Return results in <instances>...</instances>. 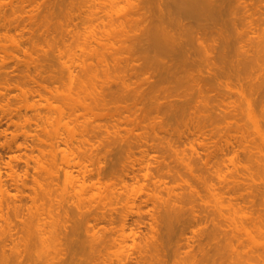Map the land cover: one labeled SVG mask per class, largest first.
I'll return each instance as SVG.
<instances>
[{"label": "rangeland", "instance_id": "obj_1", "mask_svg": "<svg viewBox=\"0 0 264 264\" xmlns=\"http://www.w3.org/2000/svg\"><path fill=\"white\" fill-rule=\"evenodd\" d=\"M99 1L101 2L102 0H72V2L71 0L68 1L67 0H0V166H1L0 173L2 176L1 178L2 179L4 178L3 180L2 179L1 180L4 181L3 183L4 184L6 183L8 186L7 189L8 190L10 189L9 191L15 195L17 192V196L13 195L14 198L17 197L15 198V200L17 199L16 201L23 202V203H19L16 202L13 197H11V199L9 198L11 201L14 200L16 202V204H14V202L9 204V206L11 205L14 209L15 206L18 207L19 204L22 205V209H18L20 208L21 205H19V207L15 209L16 211L21 210L20 214L17 213L18 211L17 212L14 211L20 216L19 215L17 216L16 213L11 216L10 214H8L9 212L11 214L14 213L7 209L10 208L11 206L10 207L5 206L3 211H5L6 213L8 212L7 214L10 217V220L13 219L14 218L13 216L16 215L17 217H20L18 218L20 219V221L21 219L22 221H25V223L21 222L20 224V221H16L17 220L16 217H15L16 220L15 219L11 220L14 222L15 221L19 222L20 225H18V223H16V225L19 226V228L21 229V231L20 230L17 231V233L19 232L21 233L19 234V238L17 237L18 238L17 239L15 237L16 235H14V238L17 241L19 240L17 242V246L19 244L20 247L21 246L19 243L21 241L20 235H22L23 237L21 239L23 240L21 241L22 242L21 247H23L24 245L23 244L24 240L27 242V244L29 242V245L26 247L25 245L27 244H25L24 246L26 248L23 247V249H25L26 251V249H28L29 247L28 250H30V252L32 253V255L30 256L29 254L31 253L26 252V254L29 253L28 254L29 256L28 255L26 256V254L24 253L25 251L22 249L21 252L19 248L18 249L15 248L13 250V246L15 245L16 242L13 241L14 244L12 245L10 244L11 241L7 240L9 239L7 238L8 228H9V225L7 224L9 223L8 222L5 223L6 221L1 220L2 218H0L1 220L0 226L2 227L3 223L6 224L2 228L0 227V229L3 230V232L6 229L7 232V235H5L6 236L5 242L3 241L5 237L2 238V236H4L6 232L5 233H3L2 231H1L2 233L0 232V236H1L0 238H2L0 239L2 241L1 244L3 243V245H5L4 243H6V241L8 242L10 241L9 243L7 242L6 245L7 244H9L10 246L12 245L11 246L12 248L9 247V249L11 248L12 250H9L8 252V254L11 255L7 254L8 248L6 247L8 245L7 246L2 245L4 248L0 247V250L4 249L2 251L3 254H0V264H2L3 261H4L3 264H5V261L7 262V264L9 262L11 264V259L13 261H16V256H14L15 259L13 258L14 254L15 255L18 254L17 256L18 260L20 258L19 256L22 255L21 257H23V260L24 259L26 260V264L27 262L28 264H39L38 261L34 262V260L36 261V259L38 258H40L41 260L42 256H44L42 258L44 259L46 258L45 255H48L47 257H49L50 254H52V256H50L49 259H47L46 261H44L45 259L41 260L40 264L43 263L42 261L46 262V264H49L50 261L53 262L52 260H55L53 264H57V263L71 264L72 259L77 264H119L121 262V259H122L121 263L123 264H136V261L137 259L139 260L140 256L142 257V259L139 261L140 262L143 261L142 264H144L146 261L144 256H146L147 254L144 255V252L140 251L139 249L137 250V247L140 244L143 245L145 241H148V239H150L148 241L149 242L148 244L146 242V244L143 245L144 248H146V245L148 247L151 242V238H153L154 236H156L157 239L156 237H154L151 244L157 240L159 243L162 241L163 243L160 244L162 245L165 244L164 246L166 247H163L161 245L163 247L164 253L160 252L161 253L160 255L159 254L155 255L158 256L159 259H161L160 261L158 260V257H155L154 259L153 250L152 253H150L152 247H149L151 248L149 252L147 248L144 249L143 247H141L142 249H144L143 251L145 250L147 251V252L145 251V253L148 254L150 253L149 255L151 254L153 255V256L147 255L149 259L153 258L155 260L154 261L152 259L153 261L152 262L149 261L148 259L146 261V262L149 261L148 263L152 262L154 264V262L155 263L157 262V264H195L194 262H196L195 260H197V262L199 261L200 263H196V264H264V258H262V256L264 255V111H263L264 110L263 109L264 108V47H263L264 0H253V1L249 0L250 2L252 1L251 2L252 4L250 3L251 5H249V3L247 2L248 0H246L245 2L243 0L245 6L249 7L247 9L248 11L246 10L247 13L249 12L248 13L249 18L247 14L245 15V13H243L244 8L241 9L243 12H241L240 10L239 11L244 14V16L242 14L244 21L246 20L247 22V19H249L248 21L250 24H248V22L245 23L244 21L243 23L241 21L243 20L241 15H239L241 19L233 20L234 21L233 23L232 19H230V15L228 16L229 11L226 12L227 10H229L230 7H232L229 5L230 2L228 3L229 6L227 4L225 5V3L229 0L224 2V5L227 6L228 8L224 6L225 10L226 9L227 10L226 11L224 10L223 12L227 13L225 14L227 17H229L228 19L230 21L224 16V14L221 16H224L225 20L227 19L226 20L227 25H226V21L224 22L225 24L223 23L220 24L222 21H224L223 18L222 21L220 22L222 18L221 16H220L221 18L218 19L220 23L215 21L218 24V26L221 25L222 27L220 28L219 26L217 30L220 29L222 31H224L226 28L225 26L228 25L229 26L231 25L229 27L230 28L229 30L233 29V28L231 29V27H233V24H236L234 25L235 27L237 26V28H234L233 30L235 29L238 30V28L241 30L242 29L241 27H243L245 24H246L245 25L246 28L247 25L248 26L251 25V27H249L248 29L251 28L253 30L251 31L254 32V34L252 33L254 35V38L253 40L250 39L253 43L248 45L251 46L254 45L256 51L259 49L257 52L251 53L254 50H252L249 46L248 48L252 50L249 51V49L246 47L247 41L248 42L250 41L249 38L251 37L250 35L252 34L251 32H249L248 29L245 30H248L247 32L249 34L247 32H245L247 35L244 33L245 26L241 30V32H243L242 34L246 36L245 37L241 36L242 37L241 38L238 35L241 41H243L244 39L246 40V37L250 36L249 38H247L248 40L246 41V43L244 42L245 40L242 42L243 44L245 43L243 45L245 47H242L241 46L242 44L240 45L238 44L241 41L237 42L239 39L237 40L235 39L236 32L235 34H233L234 31L232 32L225 30L226 33L228 32L229 34L231 32L230 34L235 35V36L229 35V37L231 38L229 40L231 42L232 39H234L232 44L231 42L227 41L228 38H226V36L224 37L226 38L227 43H229V45L230 44L232 45L231 47H233L234 44L235 46L236 45L241 46V49L244 48L246 49L245 51L243 50L244 51L243 52L237 49L238 46L237 47L234 46L232 49L231 47L229 49V45L228 47L226 46L228 50H226L227 48H225L224 49L225 52L222 51L225 53V54L223 53L225 59L223 56H221L223 57V60H225L224 64L223 63L220 64L222 59L219 58L220 55L218 57L216 55L219 54L217 50H219L220 47L219 45L222 46L223 42L218 41L219 39L216 40L215 36L214 37L211 36V37H213L216 43L217 41L220 42L218 43L219 45L217 44L218 45L217 50H215L217 45L216 46L213 45L214 40L212 41L211 37L209 36L207 37V39L211 38L208 39V41L211 40L209 42L213 43V44L209 43V45H211L210 49L214 51V53L208 52L209 55L207 54L208 50H205L207 45L206 46L204 45V42L208 43L207 39H205L204 42L202 41L203 42L202 45L204 48L202 47L201 51H205L204 52L205 54L202 52L200 53L204 54V56L207 57L205 59L203 55L201 56L199 52H196L197 50L195 48L197 46L198 40H200L199 36H201V33L200 35L199 33L197 34L195 33L196 34L195 36L198 35L197 36L198 38L197 37L195 38V40L197 39V41H195L196 44H193L195 42L192 40L194 39L192 36H191L192 39L188 38L187 35H190L191 34L190 32H187L188 33L187 35L185 34L187 36L186 38L185 35L184 37L182 35L181 38L183 40L187 39L188 42H190L189 39H191L193 41L190 42L191 44H193L191 45L190 43L186 42L187 40H185V42L188 43L190 47L192 46L191 48H193L194 46V49L191 50V52L195 50L193 52V55L196 53L197 55L200 54L198 55L201 57V58L198 57L199 59H201L199 60V62H202V64L205 63L204 66L202 65L203 68H200L202 66L201 63L200 64L197 63V57H196L197 55L193 56L194 58L196 57L195 58L196 62H195L194 61L195 59L192 58L191 56L192 53H191L189 56L192 58V60H190V58L187 57V62L191 63L193 61L194 66H196L197 64L200 65L199 67L200 71L193 70L194 68L192 66V70L195 71L197 74L195 72L192 73H195L194 75H198V73L201 72L199 76L206 75L207 81H205L206 77H202L198 85L197 83H194V81L195 82L197 81L191 80L193 79L194 76L187 69V67H190V64L189 66H187L188 64L186 63V60L183 61L185 57L181 56L184 59L180 57L182 59V61L180 62V58L177 57L180 56L179 51L176 50L178 51V53L176 54L175 51L168 49L170 52H172L173 57H175L174 58L175 61L173 62L174 65L175 63L178 64L179 62L180 64L178 65L180 66H182L181 63L183 62H185L183 64H187L186 65L187 67L185 66L186 69L188 70L186 72L187 76L188 74H190L192 77V78H187L189 79L188 83H190L189 81H191L189 86L191 88V86L194 87L195 85H197L192 89L187 87L188 84L186 86L184 80L187 81V79H183L184 77L182 78L183 83L175 82L179 74L184 73L185 75L184 70L180 72V69H177L178 65H176V68L175 67L169 68L168 66L171 65L170 63H172V61L167 63L168 65L166 64L167 65L166 66L165 64L159 62L160 56L158 59L159 61L155 60L159 62V63L157 62L159 64L158 65L154 61V59H156L157 57L154 52L155 50L154 48L152 50L151 49L152 47L151 48L149 47V49L147 48L148 50L147 51L146 49L145 50L141 49L142 46L143 48L145 46L148 47L147 45L138 46V42L141 43L140 42L141 40L140 39L137 40V38L144 37L143 41L146 38L144 36L146 35L145 34L146 32H144L145 31L144 28H146V25H148V27L150 28L153 27V29L155 30L157 28V26H155L156 22L158 21L160 24L162 22V21L160 22V18H162V16L165 17V14L168 12L167 10H169V8L163 10V11L166 10L165 13L159 12L160 15L154 14L153 16L155 18L153 16L152 17L149 16L154 13L153 11L155 10L156 7H157V12L161 10L158 9L159 4H161V6L163 5L164 8L167 7L165 6V4L160 3L162 0H160V2H158L159 0H150V2L153 1L151 2L153 5H156V7L152 6V8L154 9L151 8L149 1L147 2L149 3L147 4L148 10L150 9L153 10V11L151 10V12H153L151 14H149L150 11H147L148 12L147 13L148 16L146 15L147 18L143 14L144 11L146 12V10L144 9H147V7L143 5L144 3L146 4V2H140L141 5H143L144 7V9L142 8V11L143 10L144 11L143 12L141 11L142 12L141 13L138 9L141 6L138 1L137 3L139 4V6L136 7V5H138L137 3L136 5L133 6H135L137 8L136 11L138 10L141 15L143 14L147 20L142 19L144 18L142 16H137V20L139 19L138 22L133 17L136 22L135 21L130 22L129 20V23H127L128 21L126 22L127 19L123 20L122 17H124L125 19L127 18L125 16L130 17L131 16L130 14L132 13L134 14V12H136L134 10L135 7L133 8V12L128 10L130 9L129 8L130 5L128 4H130L132 0L130 2L129 0L128 2H126V0L123 1L105 0L106 2L105 4L104 2L100 3ZM136 1L137 0H135L134 2ZM156 1L157 4L159 3L158 5L156 4ZM134 2L132 1V3ZM164 2H167L166 5H168V7L172 6V4H169V0H165ZM246 2L248 5H246ZM241 3L242 1L238 2L240 6ZM235 4L237 5V3ZM88 5H90L91 8H89L90 6ZM94 5H95V10H93ZM149 5H150V9H149ZM170 9L171 11L174 10V8L172 7ZM92 10L93 12H95L96 16L99 15L101 19L100 18L96 19L95 14L94 13L92 14L91 12ZM106 10L108 14L107 13L105 14ZM127 10L128 13L129 12L131 13L128 15L126 14L124 16L122 12L125 13L127 12ZM206 10L204 11V13L206 12ZM233 10L235 11L236 7L235 9L233 8ZM70 11L72 14L70 13ZM85 11L86 12L89 11V13L88 12L86 13ZM175 11H173L174 14ZM209 11L210 10H207V12ZM199 12L201 13V11ZM214 12L210 11L207 14H209L210 16L211 13V16L213 18L214 15L216 14L215 16L216 18L214 19L217 20V18H219V15L217 17L218 13L217 12L214 13ZM68 13L70 14L67 15ZM109 13L110 14L112 13V17L109 15ZM118 13H120L121 16ZM136 13L139 15L138 12ZM136 13L134 14V16L137 15ZM171 13H169V16L174 15ZM185 13L182 12V14ZM194 13L195 12H193V14ZM89 14L90 15L92 14L95 17L93 18V16H90L89 19L90 21L87 22L89 18L88 17ZM207 14L205 13V16L203 14L202 16H204L205 18H202L201 20L205 19V21H207L206 20L207 18L208 21H210V19L207 17ZM84 15H86L87 17L86 16L83 17ZM106 15H108L107 16L108 18L106 17ZM188 15L186 16L189 18ZM237 15L238 14L236 12V16ZM69 16L73 18V21ZM166 16H168V14H166ZM177 16L178 18H176ZM177 16L176 17L172 16V18L174 17L176 20H178L181 14H178ZM148 17L152 18V20L149 19L150 22L148 20ZM232 17H234V13L231 14V18ZM69 18L70 21L68 20ZM167 18L171 19L170 17ZM167 18L165 20V23H163L164 20L162 22L164 26H169L168 24H173V22H175L174 18H173L174 20L172 19L173 22L171 21L172 23L169 20H167ZM182 18L184 19L183 16ZM83 19L85 20V22L83 21ZM112 19H114V22ZM195 19H191L194 20L192 21L193 23L190 20L189 22L194 24ZM120 20H122V22ZM131 20H133L132 17ZM211 22L212 21H210V23ZM213 22L212 24L215 23ZM74 23L77 24V27L76 25H72ZM122 24L125 26H122ZM212 24L209 25L212 26ZM71 25L74 26L76 30L74 29V27H71ZM131 25H134V27H131ZM160 25H158V28ZM173 25H171V27ZM68 28L69 30L73 28V30L75 31L70 30L69 32ZM85 28L87 30H84ZM122 28H125L124 30L126 32H123ZM158 28L156 30H158ZM167 28L169 30H172L170 26ZM214 28L213 29L210 28V30H213L214 33H217L216 35H218L219 31L217 32L215 30L216 28L215 29ZM77 29L78 31L81 30L82 33H84V36L81 35V37L79 38L80 41H78L76 44L75 39L78 38V36L76 35L80 36L79 32H77ZM141 29L142 30L144 29L143 30L144 33H141L142 32ZM202 29L204 30V28ZM177 30L172 33L173 34L175 33L174 35L178 39V41L179 40L183 41L181 38H179V36H177L178 35ZM196 30L197 29H195V32ZM200 30L201 29H199V31L197 30V32H200ZM87 31H89L90 33ZM74 32L76 33V35ZM210 32L212 33V31ZM70 33L71 36L72 34L73 36L75 35L74 36L75 39H73L75 40L74 42L71 39L68 40ZM124 33H127L128 35L130 34L131 39H130V35L126 36V34ZM136 33H139L138 37H136L137 35ZM86 34H89V36H87ZM140 34L141 35L143 34V36H140ZM85 35H86V39H88L91 42V44L87 40L83 41V38L85 39ZM92 35L95 36L94 37L95 40ZM133 35H135V37ZM160 35H159V39L158 37L155 36V38L157 39L152 38L153 39L152 41L154 40L155 42L157 40L164 41L165 39L161 37L163 34L161 36ZM97 37L98 39H100V42L97 39ZM151 37H154V34L153 35L151 34ZM219 37L220 36H218L217 38ZM221 38L220 40H223V37ZM12 39H14L13 41L15 42L17 41L16 44H14L15 42L11 43ZM81 41L82 43H80ZM146 41L144 42L147 44ZM180 41L178 42L179 45H180ZM68 42H70L71 44ZM85 42L87 45L85 44ZM144 42L143 44H145ZM74 43H75L74 46L75 49L72 48ZM159 43L160 42L158 41V43L156 44ZM161 44L164 43L162 42ZM258 44L262 45V47L260 46L261 49L263 48L262 50H260V48L257 49V47H259L257 46ZM79 46H81L82 49ZM69 47L76 52L78 50L77 52L78 54L83 52V55L82 57L78 56V58L79 59L81 58V60H79L76 57L77 53L74 51L73 53H70L71 54L70 56L69 53L67 52L66 56L72 57L75 60L77 58V61L78 60L82 61L86 57L84 59L86 61L85 65H81L84 64V60L82 61V63L78 61L77 64L76 63L77 61L74 62L72 58L70 59L65 57L64 53L68 51L66 49H69ZM197 47H199V45ZM76 48H79L80 50L79 49L76 50ZM86 48L91 51L85 50ZM161 48L155 50L157 51V55L159 54L158 52L161 50ZM207 48L209 47L207 46ZM234 48H236L237 50ZM93 50H95L96 52H94ZM163 50L164 49H162L160 53L165 52V50L167 51V48L164 51ZM246 50L249 52H247ZM84 51L90 54L89 55L87 53L85 54ZM237 51H239L238 54ZM99 52H103V53L99 54ZM226 52L229 53L227 54ZM168 53L169 52L166 53L167 57L164 56L165 54L163 53L161 54L162 56H164L161 57L163 61H165L163 58H167V59L170 58V53L169 56ZM210 53L214 54L213 56L214 58L216 55L217 58L215 59L219 58L221 60L215 61V59H213V57L210 56L211 55ZM243 54L246 56H244ZM248 54H250V56ZM73 55L76 56L73 57ZM225 55H227L228 57H226ZM176 58H179V60L176 61ZM67 59H70L73 62ZM66 61H68L69 64ZM208 61L210 62L206 63ZM215 62H217L218 64ZM86 63L89 64L93 72V75L95 74L93 76V80L96 85L95 86L96 88L95 90H91V95L93 99L95 95H97L100 98H104V100L102 101L98 100L97 105L94 106V112H96V115L92 113L87 115L88 116L87 119L91 120L92 126L91 125L90 126L94 130L95 129L98 130L97 131L95 130L94 132V130L92 129L90 132L93 131L94 133L92 132L91 138H89L90 132L88 133L89 135L87 136L88 139H90L89 141H92L88 144L90 145L95 143L94 144L95 148L92 147L93 145H91V149H90L89 145H85L86 143L82 147L84 151H85L84 148L86 146H88V149L93 151V152H91L90 150L87 151V152H91L88 153L89 154V157H87L88 159H86L87 154L84 155L81 153L83 155L82 157L80 156V154H78L80 152H77V155L83 158V159L80 158V160H83V162H86L87 164L88 170L85 169L86 171H84L81 170L80 167L77 165L68 164L69 160L68 157L65 156V152H64V149L67 148L65 144L66 143L65 138L67 136L68 129L61 124H57V122L54 121L55 122V133H54L53 130L54 125H52L53 121H50L52 120L51 117L54 115V114L52 115L53 110L52 107H47L48 105H46V102L48 103L47 100H49L53 104H56V106H60L68 111L69 103H68V99L65 96V92L67 91L69 86L68 84L70 83V82L67 83L68 79H66L67 78L66 76H68L66 75L68 73L67 67L70 65L72 66L74 64L75 66L71 67V69L73 68L72 71L77 73L78 74V75L76 74L77 76L79 75L85 76L84 74L86 73L83 71L85 69H81L80 67L83 68V66H86L88 69L89 66ZM160 63L163 64L165 67L160 65ZM205 65L206 66L209 65V67L207 66L208 68H206ZM180 66L179 68H181ZM217 66L220 69H218ZM224 66L225 69L223 68ZM212 67L215 71H213ZM182 69L184 68L182 67ZM216 72L219 74H217ZM211 73L218 75L216 76L217 78L214 76V74ZM96 75L97 77H95ZM77 76H75V78H78ZM80 76L78 79H80ZM219 77L224 83L221 82ZM81 79L85 80L86 78L82 77ZM202 81L203 82L205 81L204 84ZM216 81H218L219 83ZM78 82L81 81L78 80L77 83ZM220 82H221V86H220ZM176 86L179 90L176 89L172 91L173 87ZM187 88L189 89V91ZM197 88L198 90H196ZM153 89L154 90L158 89L156 91L157 94L153 93L154 92ZM181 89H183L185 95H183L184 92L181 93L182 95L178 92V91L181 92ZM199 89L203 91H200ZM259 89L261 90V92L259 91ZM23 90H25L24 92L26 93V94L23 93L24 95L22 94ZM176 91L180 94L179 97H177L178 93ZM163 92L165 93V95H167V97L169 96V98H167L165 95H164L165 98L164 96L162 97V94H164ZM186 92L188 94H186ZM258 93L262 94L261 97L260 94L258 95ZM27 94L28 96L25 99L24 96H26ZM153 94H156L158 96L161 94V96H159V98H156L158 96ZM170 96L172 98H170ZM148 98L150 102L149 100H147ZM172 99L175 101L172 102L173 101ZM169 100L172 101L169 102ZM23 101H25L26 103L30 101L31 103L30 102L29 103L31 105L27 103L29 105L27 106V104ZM88 101L93 105L94 101H92L91 98H89ZM153 101L154 103L157 101V103L154 104L152 103ZM168 103L170 104L168 105L169 107L166 106V104ZM178 103L181 105H176ZM173 106H175L176 108ZM48 108L51 109L50 111H52V113L49 111ZM171 108L174 109L171 110ZM179 108L182 109L180 110ZM205 108L207 109L206 111H204ZM81 111H78V114L76 112V114L80 115ZM198 111H200V115L198 114L199 113ZM196 113L198 116H195ZM47 114L51 115V117H49L50 115L48 116L50 119L49 118L46 119ZM82 115L79 116V118L81 117L79 120L83 121L84 114ZM48 119L50 122L49 121L47 122ZM98 126H100L101 128H99ZM91 139H93L94 141ZM56 142L59 145H57ZM52 143H55L53 144L56 146V147L54 146L55 148L51 147ZM57 146L59 148H57ZM52 148L55 149V151L52 150ZM50 150L55 152V156H54L55 162L52 161L53 157H51L52 160L50 159L49 155L53 153ZM49 151L51 152V154H49ZM87 152L85 151V153ZM144 152L147 154V159L151 163L150 164L151 167L149 170L153 171L152 172V175L154 174L153 177L158 174V178L154 177L156 180L153 181H156L157 183L159 179L161 180L158 182L160 183V186L158 184L155 185L156 187L157 185L159 186L157 187L158 190L155 187L157 190V191L155 190V192L160 191L159 188H161V191L159 192L160 195L161 192L163 195H166L167 191L162 187V184H164L165 182L166 183L163 185L164 188L168 189L169 186L173 187L177 195H175V192L173 193L174 190L171 192L172 189H170V187H169L170 190L168 189L169 194L168 193L167 194L168 195L173 194L176 200L173 197V195H172L173 199L171 196L168 195L166 197L167 199L170 197L169 201L175 203L177 207L179 206L182 207L181 208L182 213L180 212L181 211L180 207H179V211H177L178 213L180 212L179 214L181 216L177 212L175 213L178 214L176 216H179L180 218L176 217L175 215L173 216L174 212L178 210V208L175 207L173 203L171 205H173V207H175L176 209L173 207L169 208V206H171L169 205L170 202L168 204V200L164 196L162 199L164 200L165 198L167 204L164 203L165 200L164 202L161 201L162 199L160 198L162 196H160L159 194L158 195L156 194V196H154L155 192L154 193L150 192L154 188L153 187L154 183L150 182L151 183L150 184L149 182H147L149 181L148 178L147 180L144 177H142L143 179H145V181L141 178V174L143 171L142 170L139 171L140 165L137 164L133 168L131 167V165H128L131 164L129 163L130 160L132 162L134 160L137 161L136 158L138 160L143 159L144 156L143 154H145ZM183 155L186 158L187 157L191 158V159L188 158V160H191L194 163L193 167L195 166V168H193V171L195 169L196 173L191 170L189 171V169L185 167L186 165L184 166L182 162L183 160L181 159ZM41 157H43L41 162L43 161L45 162V163L43 162L44 164L43 167L41 166L42 164L39 165L36 163L38 162V160H41ZM44 158L46 159V161ZM111 161L114 162V166L113 163H111ZM107 162L109 163V165ZM161 162L163 164H160ZM159 164L161 166H159ZM128 166L131 168L127 169ZM158 168L159 171H157ZM104 169H106L107 171ZM108 169H110L111 171H108ZM125 169H127L128 171H126ZM66 170H71L74 176L79 177L80 178L79 183L81 185L86 183L83 185L85 186L84 187L85 189L84 188L82 189L85 191L81 193L82 195L84 194L85 196L84 195L80 196L82 198H79L78 195H75V193L73 192L74 190H72L71 188H70L71 190L67 189L69 187V183H67L65 180ZM151 171L149 172L151 173ZM13 172L14 173L16 172L15 175H17V173L21 175L20 176L21 179L19 178L20 181H18L19 179L16 180L12 179L13 176H15ZM194 174L195 175L199 174V176L202 175L203 179H200L201 176L199 177L198 175H197L198 177L197 176L196 177L199 179H197ZM10 175L12 178L10 177ZM37 176L38 178H40V181L41 178L43 179L42 180L43 183H41V186H39L40 182H38L39 184L35 182L36 180H38V178H35ZM137 176L139 178L137 180L141 181L139 183H137L136 180ZM183 177L184 180L182 179ZM133 178H135V180H132ZM205 179L208 180L207 181L208 183L210 182L213 189L211 188L210 184L208 185ZM185 180H188L189 183H187V181ZM16 181H18L19 183ZM162 181L165 182L163 183ZM15 182L16 184L14 185ZM205 182L207 183V185ZM104 183H111V184L114 183V185L110 184L109 186L114 188L117 186L119 187L116 188L119 191L117 200L116 198L115 199L113 198V196L115 197L118 194L117 191H114L115 195L109 193L108 196L110 198L104 196V194L107 193L108 191L107 189H105ZM185 183L187 184V186H189L188 184H191L192 186L190 185L191 187L190 186L187 187ZM99 184H101V187H99L100 189L96 188L99 186ZM102 185L104 188L102 187ZM36 187L38 189L42 188L43 190L41 189L42 191L40 192L39 191L40 189L38 190ZM192 187H194L193 188L194 190H198V192L194 193L193 195L190 194V192L194 191V190H190L192 189ZM50 188L55 190V196L53 195L55 199L54 198L51 199L52 194L50 195L51 198L49 196V193L47 194L48 191H50V193L54 192V191L51 192V190H49ZM102 188L105 189V191L106 190L107 191L102 192L103 190ZM66 189L67 191L70 190L71 193L70 194L68 192L66 193ZM210 189H212L213 191ZM35 192L36 195L38 196L35 195ZM72 192L74 193V195L72 194ZM195 194H200V196L197 195L196 197ZM110 195L113 196L111 197ZM151 195H153L154 200L153 198H151ZM75 196H77L78 198ZM102 196L105 199L102 198ZM155 198L160 199L158 200V203L155 201ZM106 199L108 204L107 206L105 202ZM132 199L134 200V202ZM108 201L109 202L112 201V202L109 204ZM216 201L218 203H220L221 201L222 204L221 203L218 204ZM104 202L105 204H103ZM132 202L134 203L133 205L134 208L132 207L130 209L129 205H131ZM81 203L83 206L81 205ZM78 204L81 205L82 207L80 208ZM76 206L79 208L77 209ZM219 206H221L222 209H220ZM83 207H85L86 209L84 208L85 209L84 210ZM94 207L95 210L93 209ZM165 207L167 209H165ZM192 207H194L195 209L194 212L192 211L193 210ZM154 208L156 213L154 211ZM172 209L175 210L173 211ZM152 212L155 214L154 217L156 218L159 217L160 215L159 217L160 219L157 218L159 219L157 220L156 218H153ZM170 212H172L171 214L174 218L176 217V219L177 218L178 219L177 220L173 219L172 216L171 218L168 217L167 214L169 213L168 215L170 216ZM7 214H5V216ZM229 214L231 215L228 216ZM249 216L251 217V219ZM165 217H168L166 219L169 221L165 220ZM65 219L66 220L68 219V221H65ZM154 219L157 221H154ZM153 221L156 222L155 225L157 226H154ZM172 221L175 222L173 223ZM14 222L12 223L15 224ZM168 222H171L172 224L171 227H173L172 229L169 228L170 223L168 224ZM55 223L56 225L59 224V226L63 230L60 231L61 228H58L59 226H54ZM123 223L126 224L128 230L127 233L129 234L127 236V243L129 246L127 248L124 247L125 250L123 249V247L120 249L121 246L118 247V244L121 241L120 240L121 237L118 235L119 234L118 230L122 228L121 226L124 225ZM38 224L41 226L40 227L41 230ZM91 225L93 226L92 228H94L95 230L97 229L96 231L94 230L97 237L102 232L106 235L103 236L102 233V236H100L102 240H103L102 237H105L104 238L105 242L107 241L106 242L107 246L102 245L105 248L99 246L102 243L98 245L99 247H101L98 250L102 249L100 251L95 250L94 247L96 245H93L94 249H92V251H91L92 247L87 246L88 244L87 242L89 241H86L85 239L88 238L87 240H89V237H91L90 235H93V233L88 228L89 226L91 228ZM52 226H54L53 228L55 233H56L55 229L60 231V234L58 235L59 237L64 236L63 237L64 239H62L61 237L59 238V245H61L60 239L62 240L63 244L64 243L66 244V246L63 245L65 248H63L62 245L59 246V248H63L62 250L61 249L59 250L57 247L54 248L55 246L52 245V244H56V242L58 241L57 238V241L53 243L54 239H52L51 237L52 235H50V230ZM64 226H66L67 229L64 228ZM78 226L79 229H77ZM70 227L72 228L69 229ZM19 228H16L15 230H18ZM38 228L40 232L44 230L41 233L48 231L46 232L48 234L46 235V233H43L42 237L41 235H39L40 236L39 237L37 235L39 233ZM74 228L76 230H74ZM59 231H57V233H59ZM74 231H77L78 233L76 232L77 234L73 235ZM119 231L121 232V229ZM97 232L99 233L97 234ZM67 233L70 234V235L68 234V237H67ZM44 235L46 236L43 237ZM96 235L92 236L94 238V239L92 238L93 240H95ZM213 235H215V237L217 236L216 237L217 239ZM50 237L51 240H49V242L50 241L52 242V243L50 242L52 246L48 245L49 244L48 240H45ZM97 237L96 239L99 238ZM41 238H43V241ZM54 238L56 240V237ZM100 238H99V242L101 240ZM158 238L160 239V241ZM79 239H81L82 241L85 240V243L87 244H83V242H81ZM218 239L222 243L221 250L220 248L217 249V247H215L218 246L217 244V242L219 241ZM70 240L72 242H70ZM77 240H79V243H77ZM40 241L44 243L41 244ZM46 241L48 244L44 245L46 244ZM94 242L93 241L91 243L89 242V244L92 243L97 244L96 241ZM158 242L157 244L155 242V244L153 245L157 246L159 244ZM228 242L233 243L234 245ZM69 243H72L70 244L72 245L71 248L69 247L70 246ZM82 244L84 246L86 245L87 247L86 246L85 247L87 249L82 248L81 247L83 246ZM225 244L228 246L230 244L232 246L225 247L224 246ZM219 245L221 246V244ZM159 246L160 245H158L157 248L155 247L157 251ZM233 246H235V248ZM162 247H159V249L161 248L162 250ZM56 249H58V252H56ZM223 249L224 251L226 249L225 251L226 256L223 254L225 253ZM232 249L235 251H233ZM5 250L6 252H4ZM54 250L58 254H56ZM219 250L221 252H219ZM154 251L156 252V250ZM217 251L219 252L218 254L220 258L221 257L223 258V256H221L220 254L225 256L223 260L221 259L224 262H221L218 255H216ZM39 252L40 255L42 253L41 257L38 255ZM205 253H207L206 255H208L207 258L206 255H204ZM260 253H262V255H259ZM138 254H142L143 256L142 255L139 256ZM191 254L192 257L195 256L194 257L195 260L191 258L194 260V262L191 259H189V256ZM161 255L162 258L164 257L163 261L162 258H160ZM215 255L217 256V259L215 260L211 259V257L213 256L214 258ZM32 256L35 257V259L33 257L34 260L31 259ZM137 256L139 257L137 258ZM209 256L210 258H208ZM6 257L7 259L10 257V260L8 259L7 261ZM52 257L54 259H52ZM27 258L28 260L30 259L32 261L31 262L30 260L28 261ZM119 258H121L119 260L120 262L118 261ZM23 260L21 261L23 262ZM60 260H66V262L64 261L58 262Z\"/></svg>", "mask_w": 264, "mask_h": 264}, {"label": "bare ground", "instance_id": "obj_2", "mask_svg": "<svg viewBox=\"0 0 264 264\" xmlns=\"http://www.w3.org/2000/svg\"><path fill=\"white\" fill-rule=\"evenodd\" d=\"M67 1H68V0H67ZM122 1H123V0H122ZM130 1H131V0H129V2H130ZM132 1L134 2L135 0H132ZM132 1H131L130 4H128V5H130L129 8L132 9V10H130V9H128V10L131 11V12H133V8L135 7V6H133V5H136V3H137L138 1H139V4H140V5H141L140 2H146V4H145V3H144V4L142 3V4L145 5V7H147V9H144L143 5H141V6L138 8L140 12L142 11V8H143L144 10H146V12L143 10L145 13L142 11L143 14H144L145 16H146V15L148 16V14H147L148 12H147V11H150L149 14H151V13L154 12L152 15H149V16L152 17L154 14H158V15H160L159 12H161V13L164 12V13H165L166 10H165V11H163V10L169 8L170 11L167 10L168 12L166 13V14H168V16H166V14H165V17H166V18H167V17H170L171 19H168V18H167V20H169L170 22H171V21L173 22V20L175 19L174 17H176L178 14H181V16H180L181 18L179 17L178 20L175 19V22H173L174 25H173V24H168L172 30H169V29L167 28V27H169V26H164V25H163V23H165V20H166V18H165L164 16H162V18H160V22H161V21L163 22V20H164V18H165L164 22H163V23H162V22L160 23L161 25L159 24L158 21L156 22V20H155V22H156V25H155V26H157V28H158V25H160L159 28H158V30H156L157 28L154 27V28H156V29H155L156 31H155V30L153 29V27L150 28V27H148V25H146V28L142 27V28L145 29L144 32H146V33H145L146 35H144V36L146 37L144 41H146V39H147V41H146L147 44L143 41L144 37H143V38H142V37L140 38V37H138V34H139V33H136V34H137L136 37H138L137 40H138V39L141 40V41L139 40L141 43L138 42V46H139V45H140V46H142V45H147V46H148V47L145 46L144 48H143V46H142L141 49H144V50L146 49V50H147V48L149 49V47H150V48L152 47V48H151L152 50H153V48H154L155 50H157L158 48L163 47V48H161V50L158 52V53H159L158 55H157V51L154 50L156 56L158 57V58L156 57V59H154V61H155V60H158V59H159V56H160V59H159L160 61L158 60L159 62H161V63H163V64L166 65L167 63H169V62L172 61V63H170L171 65H169L168 67H169V68H170V67H175V68H176V65L180 64V62L182 61L181 58H183V57H181V56H184V57H185V59L183 58V59H184L183 61L186 60V63H187L188 65H187V64H183V63H185V62H183V63H181L182 66H180V65L177 66V67H178L177 69H180V72L183 71V70L185 71V75H184V73H183V74H179L178 77L176 78V79H177V80L175 81L176 83H183V82H182V78H183V77H184L183 79L192 78L190 74H188V76H187V73H186V72H187L188 70L192 73V72H195V71H193V70H196V71L199 70L200 65H198V64L201 63V66H202V65L204 66V64H205L204 62H203L204 64H202V62H199V60H201V59L198 58V57H200V56H198V55L201 54L200 52H202V53L205 52V51H201V48L203 47V45H202L203 42L205 41V39H207L208 36H209V37H211V36L214 37V36H215L216 40L219 39L218 41L223 42V43H222V46H221V45L218 44V43H220V42L217 41V43H216L215 40L213 39V37H211L212 39H211V38H208V39H211L212 41L214 40V41H213L214 44H213L212 42H209V41H211V40L208 41V39H207V42H208V43L204 42V45H205V46L207 45V46L209 47V48H207V46H206L207 49L205 48V50H208V51H207V54L209 55L208 52H212V53H214V51H212V50L210 49V46H211V45H209V43H210V44L212 43V44L215 45V46L218 44V45L221 47V49H220V47H219V50H217L218 45L216 46L215 50H217V51L219 52V54H216V55H217V57L220 55L219 58H221L222 60L219 59V58H218V59H215V58H217V57H216V55H215V58H214V57H213L214 54H212V53H210V54H211L210 56H212L213 59H215V61H216V60H221V63H220V64H222V63L224 64V62H225V60H223V57H224L223 53L225 52L224 49L227 48L228 45H229V43H227V41H228V42H231V41L229 40V39H231V38L229 37V35H232V34H230L231 32L228 34V32L226 33L225 30H227V31H232V32L234 31L233 34H235V32H236V36H235V35H232V36H235V37H236V38H235L236 40L239 39V36H240V37H241V36H242V37H245V36L247 35L245 32H247L248 30H249V32H251V34H252V33L254 34V32H252L253 30H252L251 28L248 29L249 27H251V25H250V26L247 25V28H246V26H245L246 24L244 25L245 28H244V26L241 27L242 29L244 28V30H245V29H248V30H245V31H244V33L246 34L245 36L242 34L243 32H241L242 29L240 30V29L238 28V30L235 29L236 31L233 30L234 28H237V26H236V27L234 26V25H236V24H233V23H234L233 20H240L241 17H240L239 15L242 16V14L245 13V15L247 14V16H248V18H249V15H248L249 12L247 13V11H248L247 9H248L249 7H248V6H245V4L243 3V0H235V1H234V0H229V1H227V0H173V1L169 0V4H172L171 7L174 8L173 11L176 10V11L178 12V13H177V12L175 11V14H177V15H175V14L173 13V11H171V9H170L171 7H168V5H166L168 1H167V2H164L165 0H164V1L162 0L163 2H162V1L160 2V0H159L158 2L165 4V6H167L166 8H164L163 5H162V6H163V7H162L161 4H159V3H158L159 5H158V4H157V1H156V4H157L158 7H159L158 9H159V10L161 9V10L158 11V12H157V7H156V5H153V4L151 3V2H153V1L150 2V0H144V1H143V0H137L136 2H134L135 4L132 3ZM148 1H149L150 5H151V8H152V6H153V7H154V6L156 7L154 11L152 10V9H154V8L150 9V5H149V9H150V10H148V5H147V4H149V3H147ZM170 1H171V3H170ZM225 1H227V2L225 3V5H226V4L228 5L229 2L232 4V5H231V4L229 3V5L232 6V7H230L229 10L226 9L227 11L225 10V7H227V6L224 5V2H225ZM236 1H237V2H236ZM239 1H240V2L242 1L241 6L238 4ZM245 1H246V0H244V2H245ZM252 1H253V0H252ZM252 1H251V2H252ZM61 2H62V1H61ZM71 2H72V0H71ZM99 2H100V1H99ZM99 2H98V3H99ZM102 2H104V4L106 3L105 0H104V1L102 0L100 3H102ZM126 2H128V0H126ZM233 2H234V3H233ZM247 2L249 3V5L252 4L249 0H248ZM247 2H246V5H248ZM235 3H237V5H238L239 7H238ZM250 3H251V4H250ZM63 4H64V3H63ZM67 4H68V3H67ZM137 4H138V3H137ZM139 4L136 5V7H138ZM154 4H155V3H154ZM234 4H235L236 6H235ZM243 4H244V6H243ZM69 5H70V4H69ZM99 5H100V4H99ZM131 5H132L133 7H132ZM146 5H147V6H146ZM173 5H174V6H173ZM229 5H228V6H229ZM71 6H73V5H71ZM88 6H90V5H88ZM88 6H87V7H88ZM160 6H161V8H160ZM169 6H170V5H169ZM224 6H225V7H224ZM233 6H234V7H233ZM67 7H68V6H67ZM112 7H113V5H112ZM136 7L134 8L135 11H136V9H137ZM205 7H206V8H205ZM235 7H236V10H235V11H236L237 14H238L237 16H239L240 18L236 16V12L233 10V8L235 9ZM240 7H241V8H240ZM89 8H91V6H90ZM102 8H103V7H102ZM102 8H101V9H102ZM104 8H105V7H104ZM140 8H141V9H140ZM162 8H163V9H162ZM207 8H210V9H207ZM227 8H228V7H227ZM231 8H232V10H231ZM238 8H240V9H238ZM243 8H244V10H243L244 12L241 10V9H243ZM92 9H93V7H92ZM99 9H100V8H99ZM106 9H107V8H106ZM206 9H207V10H210V11H213V12H214V10H215L214 13H216V12L218 13V14H217V17H218V15H219V18H217V20L220 19V18L222 17L221 20H220V22L222 21L223 18H224V21H222V22L220 23L219 20H218V21L215 20L214 18H216V17H215L216 14L214 15V14L212 13V14L214 15V18L211 16V13H210V16H209V14H207V13H209L210 11L207 12ZM211 9H213V10H211ZM87 10H88V9H87ZM89 10H90V9H89ZM93 10H95V5H94V9H93ZM93 10H92L91 12H92V14H93V13L95 14V12H93ZM103 10H105V9H103ZM128 10H127V12H125V13L122 12V14H123L124 16H125L126 14H127V15L130 14L131 12L128 13ZM151 10H152L153 12H151ZM205 10H206L205 13L207 14V17L210 19V21L213 22V20H214V22L216 21V22H219L220 24H222V23L225 24L224 22L229 18V17L226 16V14H227L226 12L229 11L228 16L230 15V19H232V21H233V23H232V24H233V27H231V29H232V28H233V29H232V30H229V29H230L229 27H230L231 25H230V26H229V25H228V26H225V25H224V26L226 27V28L224 27V28H225L224 31H222V30H220V29L217 30L219 26H220V28H222L221 25L218 26V24H217L216 22H215V23L213 22L214 24H212V22L210 23V21H208L207 18H206V20H207L208 22L205 21V19H203L204 21L201 20L202 18H205V17H204V16H205V13H204ZM224 10H225L226 12H223ZM239 10H240L241 12H243V13H241ZM246 10H247V11H246ZM98 11H99V10H98ZM139 11H138V10L136 11V12L139 13V15H138L136 12H134V14L136 13L137 15L134 16V14L132 13V14H130V15H131L130 17L125 16V17H127V18H125V19H124V17H122V18H123V20H126V19H127V20H126V22L128 21L127 23H129V20H130V22H131V21L134 22V21H135L134 18H135L136 21L138 22L139 19L137 20V16H142V17H144V18H142V19H146L147 16H146V18H145V16H144L143 14L141 15ZM155 11H156V13H155ZM181 11H182L183 13H185V12H186V13H185V14H182ZM199 11H201V13H200ZM202 11H203V13H202ZM230 11H231V13H230ZM233 11H234V12H233ZM85 12H86V11H85ZM87 12L89 13V11H87ZM87 12H86V13H87ZM91 12H90V13H91ZM101 12H102V11H101ZM142 12H141V13H142ZM171 12H172V13H171ZM180 12H181V13H180ZM188 12H189V13H188ZM191 12H192V13H191ZM193 12H195V13L193 14ZM70 13H71V11H70ZM70 13H68L67 15H69ZM80 13H81V12H80ZM106 13L108 14L107 10L105 11V14H106ZM169 13L174 14V15L169 16ZM187 13H188L189 15H188ZM225 13H226V14H225ZM233 13H234V17L231 18V14H233ZM71 14H72V13H71ZM92 14H91V15H90V14L88 15L89 18H88L87 22L90 21V20H89V19H90V16H93V18L96 16V14H95V16L92 15ZM97 14H98V12H97ZM99 14H100V13H99ZM102 14H103V13H102ZM118 14H120V13H118ZM192 14L194 15V17H193ZM199 14H200V15H199ZM203 14H204V16H202ZM223 14H224V16L227 18L226 20H225V17H224V16H221V15H223ZM80 15H82V14H80ZM109 15L112 17V13H111V14L109 13ZM123 15H122V16H123ZM184 15H185V16H184ZM186 15H188L189 18H188ZM190 15H191V18H190ZM73 16H75V15H73ZM85 16H86V15H84L83 17H85ZM97 16H99V15H97ZM97 16H96V19H97V18L99 19L100 16H99V17H97ZM104 16H105V15H104ZM107 16H108V15H106V17H107ZM120 16H121V14H120ZM155 16H156V15H155ZM172 16H174V17H173L174 19L172 18ZM182 16L184 17L185 20L182 18ZM196 16H197L198 19L196 18ZM220 16H221V17H220ZM232 16H233V15H232ZM243 16H244V14H243ZM243 16H242V19H243ZM69 17L71 18V16H69ZM86 17H87V16H86ZM106 17H105V18H106ZM118 17H119V15H118ZM131 17H132L133 20H131ZM133 17H134V18H133ZM153 17H154V16H153ZM163 17H164V18H163ZM186 17H187V18H186ZM192 17H193V18H192ZM199 17H200V19H199ZM236 17H237V18H236ZM70 18L68 19L69 21H70ZM107 18H108V17H107ZM138 18H139V17H138ZM154 18H155V17H154ZM176 18H178V16H177ZM195 18H196V19H195ZM211 18H212L213 20H212ZM84 19H85V18H84ZM84 19H83V21L85 22ZM96 19H94V20H96ZM100 19H101V18H100ZM119 19H121V18H119ZM142 19H141V20H142ZM149 19L152 20V18H149V17H148V20H149ZM161 19H162V20H161ZM172 19H173V20H172ZM181 19H182L183 21H182ZM187 19H188V21H187ZM191 19H195L194 24H192V23H193L192 21H194V20H191ZM71 20L73 21V18H71ZM92 20H93V19H92ZM102 20H103V19H102ZM112 20H113V22H114V19H112ZM146 20H147V19H146ZM150 20H149V22H150ZM189 20H190L192 23L189 22ZM228 20H229V19H228ZM248 20H249V19H247V22H248V24H250ZM108 21H109V19H108ZM120 21L122 22V20H120ZM136 21H135V22H136ZM142 21H143V20H142ZM169 21H168V22H169ZM185 21H186V23H185ZM229 21H230V20H229ZM229 21H228V22H229ZM232 21H231V22H232ZM241 21L243 22L244 19L241 20ZM126 22H125V23H126ZM170 22H169V23H170ZM172 22H171V23H172ZM244 22L247 23L246 20H245ZM244 22H243V23H244ZM89 23H90V22H89ZM93 23H94V22H93ZM127 23H126V24H127ZM151 23H152V22H151ZM157 23H158V24H157ZM68 24H69V23H68ZM133 24H134V23H133ZM135 24H137V23H135ZM138 24H139V23H138ZM166 24H167V23H166ZM166 24H165V25H166ZM209 24H212L213 27L210 26ZM72 25H76V27H77V24H75V23L72 24ZM72 25H71V27H74V26H72ZM171 25H173V26L171 27ZM226 25H227V21H226ZM67 26H68V25H67ZM122 26H125V25L122 24ZM138 26H140V25H138ZM214 26H215L216 29L214 28ZM71 27H70V28H71ZM131 27H134V25H131ZM173 27H174V28H173ZM227 27H228V28H227ZM86 28H87V27H86ZM86 28H85L84 30H87ZM148 28H149V30H148ZM178 28H179V29H178ZM202 28H204V30H203ZM208 28H209V30H208ZM210 28H212V29L214 28L217 32L219 31V32H218V35H216L217 33H214L213 30H210ZM74 29H75V27H74ZM122 29H123V32H126V31L124 30L125 28H122ZM144 29H143V30H144ZM166 29H167V30H166ZM177 29H178L179 31H178ZM193 29H194V30H193ZM195 29H197L198 31H199V29H201V30H200V32H197V30H196V32H195ZM66 30H67V29H66ZM70 30H73V28L70 29ZM70 30H69V28H68V31H69V32H70ZM75 30H76V29H75ZM75 30H73V31H75ZM131 30H132V28H131ZM133 30H134V29H133ZM143 30L141 29V31H142L141 33H144ZM150 30H151V31L153 30L154 32L152 31V32H153V33H152ZM176 30H177V32H178V33H177V34H178L177 36H179V38H181L182 35H183V37H184L185 34H186V35L188 34L187 32H190L191 34H190V35H187V36H188V38H191V39H192V37H193L194 39H192V40H193L194 42L197 41V39L195 40V38L198 36V35H197V36H195V35H196L197 33H199V35H200V33H201V36H199V39H200V40H198V42H197V46L199 45V47H197V46L195 47L196 50H197L196 52H199L200 54L197 55L196 52H195L196 54H194L195 56L197 55L196 57H197V63H198L197 65H198V66H197L196 64H195L196 66H194V65H193V64H194L193 61L191 62L192 65H191V63H188V62H187V57H189L190 60H192V58H194V57H193V56H194V55H193V52H194L195 50L191 52V50L194 49V46H193V48H191L192 46L190 47L189 44H188V43L193 42V41H192L191 39H189L190 42H188V40L185 39V40H187L186 42H188V43H186L185 40H183V39L181 38L183 41H180V40H179V41H180V45H179V43H178L179 41H178V39H177V38L175 37V35H174L175 33H174V34L172 33V32H174V31H176ZM239 30H240V31H239ZM251 30H252V31H251ZM80 31H81V30H80ZM80 31H78V29H77V32H79L80 36H79V35H76V33L74 32L75 35L78 36V38L76 37L77 39L74 38L75 35L73 36V34H72V36H71V33H72V31H71V33L69 34L70 36H69L68 40H69V39H71V40L75 39L76 41L73 40V42L75 41V43L77 44V42L80 41L79 38L81 37V35L84 36V33H82V31H81V32H80ZM90 31H91V30H90ZM202 31H203V32H202ZM210 31H212V33H211ZM216 31H215V32H216ZM84 32H85V31H84ZM87 32H89V31H87ZM93 32H94V31H93ZM134 32H135V31H134ZM139 32H140V31H139ZM147 32H148V33H147ZM170 32H171V33H170ZM192 32H193V34H192ZM223 32L225 33V35H224ZM240 32H241V33H240ZM67 33H68V32H67ZM89 33H90V32H89ZM94 33H95V32H94ZM150 33H151L152 35L154 34V37H151V34H150ZM157 33H158V34H157ZM195 33H196V34H195ZM237 33H238V34H237ZM247 33H248V32H247ZM92 34H93V33H92ZM124 34H126V36L128 35L127 33H124ZM160 34H161V35L163 34V35L161 36ZM208 34H210V35H208ZM212 34H214V35H212ZM226 34H227L228 36H227ZM241 34H242V35H241ZM248 34H249V33H248ZM253 34H252V35H253ZM86 35L89 36V34H86ZM86 35H85V39L83 38V41H84V40H85V41H86V40L89 41L88 39H86ZM129 35H130V34H129ZM129 35H128V36H129ZM159 35H160L163 39H165L166 41H165V40H164V41H162V40H157L156 42H155V40L152 41V40H153L152 38H155V36L158 37V39H159ZM186 35H185V38L187 37ZM238 35H239V36H238ZM252 35H250L251 37H250V36H247V37H246V40L244 39L245 41H244V40H243V41L246 43V41L248 40L247 38H249V37H250L249 40H250V39L253 40L254 35H253V36H252ZM92 36H93V38L95 37L94 35H92ZM133 36L135 37V35H133ZM140 36H143V34H142V35L140 34ZM191 36H192V37H191ZM216 36H217V37L220 36V37L217 38ZM225 36H226V38H228L227 41H226V38H224ZM70 37H71V38H70ZM72 37H73V38H72ZM150 37H151V38H150ZM161 37H160V38H161ZM221 37H223V40H220ZM242 37H241V38H242ZM10 38H11V37H10ZM13 38H14V37H13ZM87 38H89V37H87ZM90 38H91V37H90ZM162 38H161V39H162ZM197 38H198V37H197ZM202 38H204V39H202ZM97 39H98V37H97ZM130 39H131V35H130ZM155 39H157V38H155ZM221 39H222V38H221ZM13 40H14V39H12V42H11V43H14V42H15V41H13ZM71 40H70V42H71ZM81 40H82V39H81ZM94 40H95V38H94ZM98 40H99V42H100V39H98ZM135 40H136V39H135ZM150 40H151V41H150ZM224 40H225V41H224ZM233 40H234V39H232V42H233ZM142 41H143L145 44H143ZM158 41H159L160 43H159V44H156V43H158ZM199 41H200L201 44L199 43ZM202 41H203V42H202ZM239 41H241V39H239L237 42H239ZM243 41H241V42L238 43V44H239V45L242 44L241 46H242V47H245V46H243V45L245 44V43H244V44L242 43ZM16 42H17V41H16ZM16 42H15L14 44H16ZM70 42H68V43H70ZM73 42H72V43H73ZM96 42H97V40H96ZM162 42H163L164 44H161ZM167 42H168V43H167ZM232 42H231V44H232ZM68 43H67V44H68ZM75 43H74V45L72 44L73 47H72V45H71V47L74 48V49H75V47H74V46H75ZM80 43H82V41H81ZM80 43H78V44H80ZM89 43L91 44L90 41H89ZM135 43H136V42H135ZM205 43H206V44H205ZM215 43H216V44H215ZM252 43H253V42H252L251 40H250L249 42L247 41V46H246L247 48L250 46V48H251L252 50H254V51H252L251 49L248 48L249 51H252L251 53H253V52H257V51L259 50L258 48H260V50L263 49V48L261 49L262 45H259V44H258L257 46H259V47H257L258 50L256 51L254 45H252V46H251V45H248V44H252ZM67 44H66V45H67ZM70 44H71V43H70ZM85 44H86V42H85ZM190 44H191V43H190ZM193 44H196V42L193 43ZM193 44H191V45H193ZM231 44L229 45V49H230V47L232 46ZM236 44H237V43H236ZM66 45H65V46H66ZM86 45H87V44H86ZM88 45H89V44H88ZM239 45H236V46H235V45L233 44V47H234V46H235V47L238 46V47H240V48L237 47L238 50H241V51L244 50V51H245L246 48L241 49V46H239ZM15 46H16V45H15ZM18 46H20V45H18ZM226 46H227V47H226ZM260 46H261V47H260ZM76 47H77V45H76ZM79 47L81 48V46H79ZM83 47H84V44H83ZM87 47H90V46H87ZM135 47H137V46H135ZM156 47H157V48H156ZM233 47H231V49H232ZM252 47H253V48H252ZM263 47H264V45H263ZM72 48L69 47V49H66V50H68V51H66V50H65L66 52L64 51V52H65V53H64V54H65V57L70 58V59L72 58V57H69V56L71 55L70 53H73V51H74V50H72ZM166 48H167V51L165 50ZM203 48H204V47H203ZM77 49H79V48H76V50H77ZM81 49H82V48H81ZM162 49L165 50V52H162L163 54H165V55H164L165 57H167V56H166V53H167V52L170 53V58L168 57L169 59H167V58H163L165 61H163V60L161 59V57H164V56L161 55L162 53H160V52L162 51ZM168 49H171L172 51H175L176 54H177L178 51H179L180 56H177V57H179V58L181 57V58H180V62H179L178 64L175 63V65H174L173 62L175 61V59H174L175 57H173L172 52H170ZM213 49H214V47H213ZM234 49H236V48H234ZM237 49H236V50H237ZM248 49H247V50H248ZM79 50H80V49H79ZM83 50H84V48H83ZM85 50H88V49L86 48ZM152 50H151V51H152ZM164 50H163V51H164ZM176 50H178V51H176ZM198 50H200V51H198ZM203 50H204V49H203ZM210 50H211V51H210ZM226 50H228V48H227ZM247 50H246V51H247ZM88 51H91V50H88ZM93 51L96 52L95 50H93ZM147 51H148V50H147ZM217 51H216V52H217ZM222 51H224V52H222ZM244 51H243V52H244ZM249 51H247V52H249ZM67 52L69 53V56H66V55H67ZM74 52H76V51H74ZM77 52H78V50H77ZM77 52H76V53H77ZM218 52H217V53H218ZM221 52H222V54H221ZM76 53H74V54H76ZM84 53L86 54L87 52L84 51ZM101 53H103V52H99V54H101ZM169 53H168V56H169ZM191 53H192V55H191L192 58L189 56ZM226 53H227V52H226ZM228 53H229V52H228ZM228 53H227V54H228ZM238 53H239V51H237V54H238ZM79 54H80V55H79ZM79 54L77 53V56H76V55H75V56H76L77 58H78V56L82 57L83 52H82V53H79ZM85 54H84V55H85ZM87 54H88V53H87ZM89 54H90V53H89ZM89 54H88V55H89ZM173 54H174V52H173ZM179 54H178V55H179ZM204 54H205V53H204ZM204 54H201V56H202V55L204 56ZM224 54H225V53H224ZM240 54H241V53H240ZM245 54H246V53H245ZM171 55H172V56H171ZM187 55H188V56H187ZM243 55H244V54H243ZM248 55L250 56V54H248ZM251 55H252V54H251ZM75 56L73 55V57H75ZM99 56H101V55H99ZM175 56H176V55H175ZM221 56H223V57H221ZM225 56L228 57L227 55H225ZM244 56H246V55H244ZM84 57H85V56H84ZM84 57H83V58H84ZM196 57H195V58H196ZM204 57H205V59L207 58L206 56H204ZM204 57H203V58H204ZM212 57H211V60H212ZM77 58H76V60H75L74 58H72V59L74 60V62H76V61H77ZM85 58H86V57H85ZM85 58H84V59H85ZM172 58H173V59H172ZM179 58H176V61L179 60ZM189 58H188V59H189ZM195 58H194V59H195ZM200 58H201V57H200ZM208 58H209V56H208ZM230 58H231V57H230ZM230 58H228V59H230ZM70 59H67V60H70ZM78 59H79V58H78ZM84 59H83V60H84ZM224 59H225V57H224ZM79 60H81V58H80ZM79 60H78V61H79ZM83 60H82V61H83ZM167 60H168V61H167ZM245 60H246V59H245ZM70 61H72V60H70ZM78 61L76 62L77 64H78ZM82 61H79V62L82 63ZM158 61H155V63H157ZM162 61H163V62H162ZM194 61L196 62V59H195ZM202 61H203V59H202ZM204 61H205V60H204ZM231 61H233V60H231ZM66 62H68V61H66ZM72 62H73V61H72ZM72 62H71V63H72ZM85 62H86V61L84 60V64H81V65H85ZM159 62H158V63H159ZM165 62H166V63H165ZM189 62H190V61H189ZM209 62H210V61H208V62H206V63H209ZM227 62H228V61H227ZM158 63H157V64H158ZM161 63H160V65L164 66V65L161 64ZM212 63H213V62H212ZM212 63H211V64H212ZM215 63H217V62H215ZM215 63H214V64H215ZM65 64H66V63H65ZM68 64H69V62H68ZM79 64H80V63H79ZM86 64H88V63H86ZM172 64H173V65H172ZM189 64H190V67H187V66H189ZM211 64H210V66H211ZM217 64H218V63H217ZM217 64H216V65H217ZM158 65H159V64H158ZM167 65H168V64H167ZM167 65H166V66H167ZM183 65H184V66H183ZM186 65H187V66H186ZM67 66H68V65H67ZM67 66H66V67H67ZM72 66L74 67L75 65L73 64ZM72 66H71V65L68 66V67H67V70H68V71L66 70V71L68 72V73L66 72V73H67L66 75H68V76H66V77H67L66 79H68L67 83L70 82V83L68 84L69 86L67 85V86H68V89H67V91L65 92V96H66V98L68 99V103H69V109H68V111L65 110L64 108L60 107V106H56V104H53L52 102H50L49 100H47L48 103L46 102V105H48L47 107H52L53 113H52V111H50V110H51L50 108H48V109H49V111L52 113V115H53V114H54V115L51 117L50 114H47V117H46V116H45V117H46V119L49 118V117H51L52 120H50V121H53V122H52V125H54V129H53V130H54V133H55V122H54V121H56L57 124H61V125H63L64 127H66V128L68 129V133H67V136H66V138H65V142H66L65 144H66V147H67V148L64 149L65 156H67V157H68V160H69L68 164H69V165H70V164L77 165V166L80 167L81 170L86 171V170H88V169H87V164H86V162H83V160H80V158L83 159V158H82V157H83L82 154H84V155L87 154L86 159H88V158H87V157H89V154H88V153L93 152V151L90 150V149H91V145H93L92 147L95 148V146H94L95 143H94V144H90V145L88 144V143H90V142H92V141H89L90 139H88L87 136L90 134L89 138H91V136H92L91 134H92L93 131H92V132H90V131H91L93 128L91 127V126H92V125H91V120H88V119H87V117H88L87 115H89L90 113L96 115V112H94V106L97 105L98 100H101V101H102V100H104V98H100L99 96L95 95V97H94V99H93V97H92V95H91V90H95V88H96L95 86H96V85H95L94 80H93V76H94L95 74L93 75V72H92V70H91L89 64H88V66H89L88 69H89V70L87 69L86 66H83V68H82V67H80V66L78 65L81 69H85V70H83V71L86 73V74H84L85 76H80V75H79V76H80V79H78V78H79V76H77L78 74L72 71V69H73V68L71 69ZM179 66H180L181 68H179ZM185 66L187 67L188 70L186 69ZM192 66H193V68H194L193 70H192ZM203 66L200 67V68H203ZM205 66H206V65H205ZM207 66L209 67V65H207ZM207 66H206V68H208ZM221 66H223V65H221ZM66 67H65V69H66ZM84 67H85V68H84ZM164 67H165V66H164ZM182 67H183L184 69H182ZM197 67H198V69H197ZM189 68H190L192 71H191ZM214 68H215V66H214ZM217 68L220 69L218 66H217ZM223 68L225 69V66H224ZM212 69H213V67H212ZM202 70H203V69H202ZM221 70H222V69H221ZM199 71H200V70H199ZM199 71H198V72H199ZM213 71H215V70L213 69ZM180 72H179V73H180ZM190 72H188V73H190ZM217 72H220V71H217ZM217 72H216V73H217ZM224 72H225V71H224ZM73 73H74V74H73ZM195 73H196V72H195ZM195 73H192V75H193L195 78H196V76H197V78H198V77H199V78H198V79H197V78L195 79V78L193 77V79H191V80H196L197 82L194 81V83H197V85H198V83H199V81H201L202 77H206V75H205V76H202V75L199 76V75L201 74V72L198 73V75H194ZM222 73H223V72H222ZM76 74H77V75H76ZM196 74H197V73H196ZM211 74H214V73H211ZM217 74H219V73H217ZM220 74H221V73H220ZM74 75L77 76L78 78H75ZM82 75H83V74H82ZM189 75H190V77H189ZM203 75H204V74H203ZM179 76H182V77H179ZM207 76H208V75H207ZM209 76H210V75H209ZM211 76H213V75H211ZM214 76L216 77V76H218V75H215V74H214ZM219 76H220V75H219ZM82 77H85L86 79L83 80V79H81ZM95 77H97V75H96ZM200 77H201V78H200ZM215 77H214V78H215ZM216 78H217V77H216ZM96 79H97V78H96ZM180 79H181V82H180ZM204 79H205V78H204ZM204 79H203V80H204ZM208 79H209V78H208ZM212 79H213V77H212ZM212 79H211V81H212ZM219 79H220V77H219ZM219 79H218V80H219ZM78 80L81 81V82H78V83H77ZM178 80H179V81H178ZM188 80H189V79H187V81L184 80V83L186 84V86H187V84H188L187 87L190 88L189 85H190L191 81H189L190 83H188ZM214 80H216V79H214ZM214 80H213V81H214ZM220 80H221V79H220ZM177 81H178V82H177ZM205 81H207V77H206V80H205ZM205 81H204V82H205ZM209 81H210V80H209ZM175 82H173V83H175ZM186 82H187V83H186ZM192 82H193V81H192ZM202 82H203V81H202ZM204 82H203V84H204ZM216 82H218V81H216ZM221 82H222V80H221ZM221 82H220V86H221ZM194 83H193V84H194ZM218 83H219V82H218ZM222 83H224V82H222ZM201 84H202V83H201ZM203 84H202V85H203ZM197 85H195V86H197ZM206 85H208V84H206ZM173 86H175V85H173ZM186 86H185V87H186ZM195 86H194V87H195ZM200 86H201V85H200ZM200 86H199V88H200ZM194 87L191 86L190 89H192V88H194ZM205 87H206V86H205ZM201 88H202V87H201ZM261 88H263V87H261ZM261 88H260V89H261ZM78 89H79V90H78ZM176 89L179 90V89L177 88V86H176V87H173V90H172V91H174V90H176ZM187 89H188V88H187ZM207 89H208V88H207ZM209 89H210V88H209ZM260 89H259V91L261 92L262 89H261V90H260ZM153 90H154V89H153ZM157 90H158V89H155L153 93H156ZM184 90H185V89H184ZM196 90H198V88H197ZM199 90H200V89H199ZM24 91H25V90L22 91V94L25 93ZM169 91H171V90H169ZM186 91H187V90H186ZM188 91H189V89H188ZM192 91H194V90H192ZM200 91H203V90H200ZM206 91H207V90H206ZM26 92H27V91H26ZM176 92H177V91H176ZM178 92L181 94V93L184 92V91H183V89H181V92H180V91H178ZM178 92H177V93H178ZM159 93H162V92H159ZM163 93H164V92H163ZM169 93H170V92H169ZM173 93H175V92H173ZM173 93H172V94H173ZM177 93H175V94H177ZM179 93H178V96H177V97H179V95H180ZM201 93H203V92H201ZM25 94H26V93H25ZM156 94H157V93H156ZM156 94H153V95H156ZM166 94H168V93H166ZM186 94H188V93L186 92ZM259 94H260V97H261L262 94H261V93H258V95H259ZM23 95H24V94H23ZM150 95H151V94H150ZM150 95H149V96H150ZM164 95H165V93L162 94V97H163ZM173 95H174V94H173ZM181 95H182V94H181ZM183 95H185V92H184ZM258 95H257V96H258ZM27 96H28V94H27L26 96H24V98L26 99ZM149 96H148V97H149ZM151 96H152V95H151ZM156 96H158V95H156ZM159 96H161V94H160ZM159 96L156 97V98H159ZM165 96L167 97V95H165ZM165 96H164V98H165ZM153 97H154V96H153ZM173 97H174V96H173ZM262 97H263V96H262ZM89 98H91L92 101H94V103L92 102L93 105L88 101ZM149 98H150V97H149ZM149 98H148L147 100H149ZM167 98H169V96H168ZM170 98H172V97L170 96ZM28 99H29V98H28ZM154 99H155V98H154ZM176 99H177V98H176ZM182 99H183V97H182ZM182 99H181V100H182ZM159 100H160V99H159ZM172 100H173V99H172ZM172 100H169V102L172 101ZM184 100H185V99H184ZM184 100H183V102H184ZM261 100H262V99H261ZM174 101H175V100H173L172 102H174ZM23 102H25V101H23ZM29 102H30V101H29ZM29 102H27V103H29ZM149 102H150V100H149ZM179 102H180V101H179ZM183 102H182V103H183ZM25 103H26V102H25ZM27 103H26V104H27ZM30 103H31V102H30ZM30 103H29V104H30ZM104 103H105V102H104ZM152 103H154V101H153ZM155 103H157V101H156ZM155 103H154V104H155ZM176 103H177V102H176ZM26 104H25V105H26ZM172 104H173V103H172ZM172 104H171V105H172ZM174 104H175V103H174ZM30 105H31V104H30ZM163 105H164V104H163ZM168 105H170V104H169V103L166 104V106H168ZM176 105H181V104L178 103V104H176ZM27 106H29V105L27 104ZM164 106H165V105H164ZM158 107H159V106H158ZM168 107H169V106H168ZM173 107H175V106H173ZM195 107H197V106H195ZM159 108H160V107H159ZM175 108H176V107H175ZM199 108H201V107H199ZM168 109H170V108H168ZM173 109H174V108H173ZM173 109L171 108V110H173ZM179 109H180V108H179ZM181 109H182V108H181ZM181 109H180V110H181ZM191 109H193V108H191ZM191 109H190V110H191ZM263 109H264V108H263ZM81 110H83V111H81ZM200 110H201V109H200ZM203 110H204V109H203ZM203 110H202V111H203ZM206 110H207V109L205 108L204 111H206ZM78 111H81V112H80V115L84 114V120H83V121H82V120H79L81 117L79 118L80 115H77V114H78ZM176 111H177V110H176ZM191 111H192V110H191ZM202 111H201V112H202ZM263 111H264V110H263ZM76 112H77V114H76ZM171 112H172V111H171ZM178 112H179V111H178ZM193 112H194V111H193ZM193 112H192V113H193ZM195 112H196V110H195ZM195 112H194V113H195ZM198 112H199L198 114L200 115V111H198ZM172 113H173V112H172ZM55 114H56V115H55ZM49 115H50V116H49ZM48 116H49V117H48ZM193 116H194V115H193ZM195 116H198L197 113H196ZM195 116H194V117H195ZM82 117H83V115H82ZM55 118H56V119H55ZM46 119H45V120H46ZM49 119H50V118H49ZM49 119L47 120V122L49 121ZM50 121H49V122H50ZM90 125H91V126H90ZM98 127L101 128L100 126H98ZM98 127H96V128H98ZM78 128H79V130H78ZM89 128H90V129H89ZM93 130H94V129H93ZM95 130H96V129H95ZM95 130H94V132H95ZM97 130H98V129H97ZM97 130H96V131H97ZM99 130H100V129H99ZM89 132H90V133H89ZM94 132H93V133H94ZM88 133H89V134H88ZM91 140H93V139H91ZM93 141H94V140H93ZM54 142H55V141H54ZM77 142H78V143H77ZM56 143H57V142H56ZM85 143H86V144H85ZM53 144H55V143H52V145H53ZM84 144L90 146V149H88V146H86V147L84 148L85 151L87 152L88 150H90L91 152H87V153H85V151H84L83 148H82V147L84 146ZM52 145H51V147H54V146H55V145H53V146H52ZM57 145H59V144L57 143ZM9 146H10V145H9ZM55 147H56V146H55ZM55 147H54V148H55ZM8 148H9V147H8ZM57 148H59V147L57 146ZM10 149H11V148H10ZM86 149H87V150H86ZM52 150L55 151V149H53V148H52ZM52 150H50L51 152H53L52 154H51V152L49 151V154H51L52 156H51V155H49V156H50V159H51V157H53V158H52L53 160H52V159H51V160H52L53 162H55V161H54V159H55V158H54V156H55V152L52 151ZM92 150H93V149H92ZM77 152H80V153H78V154H80V156H82V157H79V155H77ZM81 153H82V154H81ZM144 153H145V152H144ZM143 155H144V156H143V159L138 160V159L136 158L137 161H135V160L133 159L134 161H132V162H131V160H130L129 163H131V164H128V165H131V167L133 168V167H135L137 164H139V165H140V170H139V171H141V170L143 171L142 174L140 173V174H141V178H142V177H144L145 179L148 178L149 181H147V182H149V183H150V182L154 183V186H153L154 188L156 187V186H155L156 184H158V185L160 186V183H158L159 181H161L160 179L157 181V183H156V181H153V180H156L154 177H157V178H158V174H157L156 176L153 177V175H154V174L152 175V172H153V171L149 170L150 167H151V165H150L151 163H150V161H148V159H147V154L145 153V154H143ZM1 156H2V155H1ZM11 157H12V155H11ZM78 157H79V159H78ZM91 157H93V156H91ZM183 157H184V159H183ZM183 157H182L181 159L183 160L182 162H183L184 166L186 165L185 167L188 168L189 171H190V170L193 171V168H195V166L193 167V164H194V163H193L191 160H188L189 157L186 158L184 155H183ZM42 158H43V157H41V160H38V162H36V163L39 164V165L42 164L41 166L43 167V166H44V164H43L44 161L41 162V161H42ZM2 159H3V158H2ZM11 159H12V158H11ZM16 159H17V158H16ZM44 159H45V158H44ZM44 159H43V160H44ZM47 159H48V158H47ZM84 159H85V158H84ZM86 159H85V160H86ZM181 159H180V160H181ZM189 159H191V158H189ZM89 160H91V159H89ZM89 160H88V161H89ZM187 160H188V161H187ZM8 161H9V160H8ZM36 161H37V159H36ZM45 161H46V159H45ZM190 161H191V162H190ZM3 162H4V161H3ZM100 162H101V161H100ZM1 163H2V162H1ZM13 163H14V162H13ZM44 163H45V162H44ZM107 163H108V162H107ZM111 163H113V166H114V162L111 161ZM163 163H164V161H163ZM163 163L161 162L160 164H163ZM191 163H192V164H191ZM7 164H8V163H7ZM9 164H10V162H9ZM15 164H16V162H15ZM99 164H100V163H99ZM160 164H159V166H161ZM5 165H6V164H5ZM108 165H109V163H108ZM149 165H150V166H149ZM164 165H165V164H164ZM6 166H7V165H6ZM14 166H15V165H14ZM71 166H72V165H71ZM162 166H163V165H162ZM165 166H166V165H165ZM0 167H1V166H0ZM12 167H13V166H12ZM15 167H16V166H15ZM107 167H108V166H107ZM131 167L128 166L127 169H128V168H131ZM138 167H139V166H138ZM2 168H3V167H2ZM9 168H10V167H9ZM101 168H102V167H101ZM111 168H113V167H111ZM111 168H110V169H111ZM85 169H86V170H85ZM110 169H108V171H111ZM127 169H125V170L128 171ZM188 169H187V170H188ZM10 170H11V169H10ZM104 170H106V169H104ZM129 170H130V169H129ZM106 171H107V170H106ZM149 171H151V173H150ZM157 171H159V168H158ZM10 172H11V171H10ZM160 172H161V169H160ZM193 172L196 173V170L194 169ZM72 173H73V172H71V170H66V171H65V180H66L67 183H69V187H68L67 189H70V188H71L72 190H74L73 192L75 193V195H78L79 198H82V197H80V196L82 195L81 193H83V191H85V190H82V189L85 187V186H83V185L86 184V183H84L85 180H84V182H82V183H84V184L81 185V184L79 183V182H80V178L77 177V176H74V174H72ZM13 174L15 175L16 172H15V173L13 172ZM13 174H12V176H13ZM127 174H128V173H127ZM191 174H192V173H191ZM125 175H126V174H125ZM192 175H193V174H192ZM194 175H195V174H194ZM197 175L199 176V174H196L195 177H196ZM18 176H19V177H18ZM20 176H21V175H19L18 173H17V175L13 176V178H12L11 175H10V177H11L13 180H16V179H19V178L21 179ZM40 176H41V174H40ZM40 176H39V177H40ZM130 176H132V175H130ZM130 176H129V177H130ZM198 176H197V177H198ZM200 176H201L200 179H203L202 175H200ZM200 176H199V177H200ZM1 177H2V176H1V173H0V218H2L1 220H5V221H6L5 223H7V222L9 223V224H7V225H9V228H8V235H7L6 229L4 230V232H3V230L0 229V232H1V231H2L3 233L6 232V234H4V236H2V238L5 237V239L3 240L4 242H5V240H6V236H5V235L8 236L7 238H9V239H7V240H10V241H11L10 244L13 245V244H14L13 241L16 242L15 245L13 246V250H14L15 248H17V249L19 248L20 252H21L22 250L25 251V249H23V247L26 248V247L29 245V242H28V244H27V242L24 240L25 243H24V241H23V244H24V245L27 244V245H25L26 247H25L24 245H23V247H21V246H22V242H21V241L23 240V239H21V238H22L23 236L20 235V236H21V238H20L21 241L19 242L20 245H21V246H20L21 248H20V247H19V244H18V246H17V242H18L19 240L17 241V240L14 238V235H16V236H15L16 238H17V237L19 238V234H21L20 232L17 233V231H19V230L21 231V229L19 228V226L16 225V223H18V225H20L21 222L25 223V221H22V219H21V221H20V219H18V218H20V217H17V216L21 213V212H20L21 210H20V211L17 210L18 212L15 210V209H17V208L19 207V205H21V204H19L18 207H16V206L14 205V206H15V209H14L11 205H10L11 207L9 206V204H11L12 202H14V204H16V202H19V201H16L17 199L15 200V198H17V197H15V198L13 197V195H14V196H17V192H16V195L13 194V193H11V192L9 191L10 189H9V190L7 189V188H8L7 184H6V183L4 184V183H3L4 181H2L4 178L2 179ZM135 177H136V176H135ZM197 177H196V178H197ZM35 178H38V176L35 177ZM35 178H34V179H35ZM152 178H153V179H152ZM160 178H161V177H160ZM1 179H2V180H1ZM20 179H19L18 181H20ZM137 179H139L138 176H137L136 180H137ZM142 179H143V178H142ZM145 179H143V180L145 181ZM148 179H147V180H148ZM182 179L184 180V177H183ZM185 179H186V177H185ZM187 179H188V178H187ZM197 179H199V178H197ZM5 180H6V179H5ZM24 180H25V179H24ZM24 180H23V181H24ZM38 180H39V181H38ZM38 180H36L35 182H37V183L40 182V185H39V186H41V183H43V181H42L43 179L41 178V181H42V182L40 181V178H38ZM132 180H135V178H133ZM150 180H152V181H150ZM188 180H189V179H188ZM188 180H185V181H187V183H189ZM18 181H16V182H18ZM205 181L207 182L208 180L205 179ZM8 182H9V181H8ZM13 182H14V181H13ZM16 182L14 183V185L16 184ZM21 182H22V181H21ZM139 182H141V181L137 180V183H139ZM162 182L164 183L165 181H162ZM206 182H205V183H206ZM18 183H19V182H18ZM37 183H36V185H37ZM165 183H166V182H165ZM165 183H164V184H165ZM207 183H208V182H207ZM207 183H206V185H207ZM12 184H13V183H12ZM38 184H39V183H38ZM101 184H103V183H101ZM101 184H99V186L96 187V188L101 187ZM107 184H108V185H107ZM110 184H111V183H104L105 189L108 190V191L106 190L107 193H105L106 191H105V189H103L104 187H103V185H102V187H103V188H102V189H103L102 192L105 191L104 193L106 194V195L104 194V196L109 197V196H108L109 193L115 195L114 191H117V193L119 192L118 189H116L118 186L114 188V187L109 186ZM150 184H151V183H150ZM150 184H149V185H150ZM164 184H162V187H163V189H165V190L167 191L168 194H169V192H168L169 187H170V189H172L171 192L174 190L172 186H169L168 189H167V188H164V186H163ZM185 184H186V183H185ZM209 184H210V182L208 183V185H209ZM106 185H107V188H106ZM111 185H114V183L111 184ZM125 185H126V184H125ZM127 185H128V184H127ZM152 185H153V184H152ZM152 185H151V186H152ZM158 185H157V187H159ZM188 185L190 186L191 184H188ZM23 186H24V185H23ZM115 186H116V185H115ZM151 186H150V187H151ZM186 186H187V184H186ZM189 186H187V187H189ZM191 186H192V185H191ZM191 186H190V187H191ZM210 186H211V188L213 189V187H212L211 184H210ZM210 186H209V187H210ZM16 187H17V186H16ZM89 187H90V186H89ZM91 187H92V186H91ZM125 187H126V186H125ZM128 187H129V186H128ZM128 187H127V189H128ZM157 187H156V188H157ZM166 187H167V185H166ZM171 187H172V188H171ZM207 187H208V186H207ZM36 188H37V187H36ZM42 188H43V186H42ZM42 188H41V189H42ZM118 188H119V187H118ZM129 188H130V187H129ZM151 188H152V187H151ZM154 188H153V189H154ZM156 188L154 189V191H153V189H152L153 192H152V191H150V192H151V193H154L155 190H156ZM193 188H194V187H192V189H190V190H194ZM33 189H34V188H33ZM37 189H38V188H37ZM39 189H40V188H39ZM39 189H38V190H39ZM41 189L39 190L40 192L43 190V189H42V190H41ZM67 189H66V193L68 192V193L70 194V193H71V191H70L71 189L68 190V191H67ZM79 189H81L82 191L79 190ZM84 189H85V188H84ZM99 189H100V188H99ZM115 189H116V190H115ZM130 189H131V188H130ZM140 189H141V188H140ZM159 189H160V191H161V188H159ZM170 189H169V190H170ZM212 189H210V190H212ZM49 190H51V192L54 191L53 193H50V191H48V192L46 191L47 194L49 193V196L52 194V198H51V196H50V198L53 199V198H54L53 195L55 196V190H53V189H51V188H50ZM157 190H158V188H157ZM157 190H156V191H157ZM69 191H70V192H69ZM126 191H127V190H126ZM160 191L155 192V193H154V194H155L154 196H156V194H157V195H158V194L160 195V193H159ZM194 191H196V192H194ZM194 191H192L193 193L190 192V194L193 195L194 193H197V192H198V190H194ZM212 191H213V190H212ZM37 192H38V191H37ZM73 192H72V194L74 195ZM132 192H133V190H132ZM150 192H149V193H150ZM171 192H170V193H171ZM174 192H175V190L173 191V193H174ZM21 193H22V192H21ZM76 193H77V194H76ZM167 193H166V195H163L162 192H161V195H160V196H162V197H161L160 199H162L163 196L167 199V197H166V196L168 195ZM211 193H212V192H211ZM18 194H20V193H18ZM37 194H39V193H37ZM35 195H36V192H35ZM83 195H84V194H83ZM83 195H82V196H83ZM118 195H119V193H118L115 197H114L113 195H110V196H111V197L113 196V198H114V199L116 198V200H117V196H118ZM172 195H173V194L168 195V196H171V197H172ZM175 195H177L176 192H175ZM195 195H196V197H197V195L200 196V194H195ZM195 195H194V196H195ZM36 196H38V195H36ZM84 196H85V195H84ZM194 196H193V197H194ZM11 197H13L14 200H15L16 202H15L14 200L11 201V200H10ZM20 197H21V196H20ZM75 197H77V196H75ZM78 197H77V198H78ZM173 197H174V195H173ZM173 197H172V199H173ZM9 198H10V199H9ZM13 198H12V199H13ZM33 198H35V197H33ZM84 198H85V197H84ZM102 198H104V197L102 196ZM109 198H110V197H109ZM130 198H131V197H130ZM151 198H153V195H151ZM165 198H164L165 202H164L163 199L161 200V201H163L164 203L167 202ZM169 198H170V197H169ZM169 198L167 199V200H168V204H169V202H170V201H169ZM174 198H175V197H174ZM177 198H178V196H177ZM22 199H24V198H22ZM22 199H21V200H22ZM54 199H55V198H54ZM73 199H74V196H73ZM85 199H86V198H85ZM104 199H105V198H104ZM114 199H112V200H114ZM160 199H158V198L156 199V198H155V201L158 203V200H160ZM216 199H217V198H216ZM76 200H78V199H76ZM81 200H82V199H81ZM102 200H103V199H102ZM109 200H110V199H109ZM132 200H133V199H132ZM153 200H154V198H153ZM170 200H171V199H170ZM175 200H176V198H175ZM10 201H11V202H10ZM83 201H84V200H83ZM161 201H160V203H161ZM172 201H173V200H172ZM76 202H77V201H76ZM105 202H106V206H107V205H108V204H107V199H106ZM105 202H104L103 204H105ZM111 202H112V201H111ZM111 202L108 201L109 204H110ZM133 202H134V200H133ZM133 202H132L131 205L128 204L130 209H131V208L133 207V205H134ZM216 202H217V201H216ZM19 203H23V202H19ZM115 203H117V202H115ZM157 203H156V204H157ZM160 203H159V204H160ZM172 203H173V202H170L169 205H171ZM217 203H218V202H217ZM220 203H221V201H220ZM220 203H218V204H220ZM103 204H102V205H103ZM156 204H155V205H156ZM166 204H167V203H166ZM173 204H174L175 207H177V205H176L175 203H173ZM221 204H222V203H221ZM76 205H77V203H76ZM78 205H79V204H78ZM81 205H82V203H81ZM81 205H79L80 208L83 206V205H82V206H81ZM111 205H112V204H111ZM128 205H127V206H128ZM161 205H162V204H161ZM164 205H165V204H164ZM178 205H179V204H178ZM5 206L10 207V208H7V209L10 210L11 212L16 211L17 213H19V214H17L16 212H14L13 214H11L10 212H9V213L7 212L8 214H10V216H11V215H14V214L16 213L17 216H16V215L13 216L14 218L11 217V218H13V219H11V220H14L15 217H16L17 220H16V219H15V220H16V221H20V224H19V222H16V221L14 222V221H11V220H10V217L8 216V214H7L5 211H3L4 208H5ZM156 206H157V205H156ZM156 206H155V207H156ZM159 206H160V205H159ZM104 207H105V205H104ZM104 207H103V208H104ZM157 207H158V206H157ZM161 207H162V206H161ZM161 207H160V209H161ZM166 207H167V206H166ZM166 207H165V209H167ZM171 207H173V205L169 206V208H171ZM175 207H173V208H175ZM179 207H180V209L182 208L181 206H179ZM179 207H177L178 210H176V211L174 212L173 216H174V215H175V216L178 215L180 212L182 213V209H181V211H180L179 213L177 212V211H179ZM219 207H220V209H222L221 206H219ZM76 208L78 209L79 207L76 206ZM84 208H85V207H83V209H84ZM133 208H134V207H133ZM158 208H159V207H158ZM162 208H163V207H162ZM192 208H193L192 211L194 212L195 209H194V207H192ZM12 209H14V210H12ZM18 209H22V205H21L20 208H18ZM85 209H86V208H85ZM85 209H84V210H85ZM90 209H91V208H90ZM90 209H89V210H90ZM93 209L95 210V207H94ZM175 209H176V208H175ZM175 209H172V210L174 211ZM84 210H83V212H84ZM6 211H7V210H6ZM81 211H82V210H81ZM154 211H155V208H154ZM220 211H221V210H220ZM160 212H161V211H160ZM160 212H159V213H160ZM176 212H177L178 214H175ZM195 212H196V211H195ZM66 213H67V212H66ZM78 213H79V212H78ZM152 213H153V212H152ZM155 213H156V211H155ZM157 213H158V211H157ZM171 213H172V212H170V216L168 215L169 213H168V214L166 213V214H167L168 217L171 218V216H172ZM5 214H7V215L5 216ZM231 214H232V213H231ZM231 214H229L228 216H230ZM151 215H152V214H151ZM154 215H155V214L153 213V218H156V217H154ZM179 215H180V214H179ZM249 215H250V214H249ZM19 216H20V215H19ZM66 216H67V215H66ZM165 216H166V215H165ZM173 216H172V217H173ZM180 216H181V215H180ZM159 217H160V215H159ZM159 217H157V218H159ZM168 217H165V220H167L166 218H168ZM176 217H179V216H176ZM176 217H175V218L173 217V219H176ZM249 217H250V216H249ZM157 218H156V219H157ZM170 218H169V219H170ZM179 218H180V217H179ZM233 218H234V217H233ZM252 218H253V217H252ZM159 219H160V218H159ZM159 219H157V220H159ZM173 219H171V220H173ZM177 219H178V218H177ZM177 219H176V220H177ZM228 219H229V217H228ZM250 219H251V217H250ZM1 220H0V221H1ZM157 220L154 219V221H157ZM171 220H170V221H171ZM65 221H68V219H67V220L65 219ZM65 221H64V222H65ZM154 221H153L154 226H157V225H155L156 222H154ZM167 221H169V220H167ZM230 221H231V220H230ZM251 221H252V220H251ZM3 222H4V221H3ZM12 222H14L15 224H13ZM172 222L174 223L175 221H172ZM23 223H22V224H23ZM169 223H170V227H169V228L172 229V228H173V227H171L172 224H171V222H168V224H169ZM65 224H66V223H65ZM123 224H124V223H123ZM168 224H167V225H168ZM5 225H6V224L3 223V226H2V227H4ZM14 225L17 226V227H15ZM75 225H76V223H75ZM75 225H74V226H75ZM134 225H135V224H134ZM173 225H174V224H173ZM13 226H14L15 228H14ZM38 226H39V228L41 227L39 224H38ZM54 226H59V224L56 225V223H55ZM54 226H52V228H53ZM71 226H73V225H71ZM254 226H256V225H254ZM0 227H1V226H0ZM2 227H1V228H2ZM6 227H7V226H6ZM6 227H5V228H6ZM75 227H76V226H75ZM92 227H93V226L91 225V228H90V226H89L88 228H89V230L93 233V235H96V234H95V231H96L97 229L95 230V229L92 228ZM121 227H122V228H120V229H121V232L119 231L120 229L118 230V232H119L118 235L121 237V238H120L121 241L119 240L120 242H119V244H118V247L121 246L120 249H121L122 247H123V249H124V247L127 248V247L129 246L128 243H127V236H128L129 234L127 233L128 230H127V226H126V224H124V225L121 226ZM16 228H19V229H18V230H15ZM39 228H38V230H39ZM52 228H51V230H50V235H52L51 237H52V239H54V242H53V243H55V242L57 241V238H58V241H57L58 243L56 242V244H52V245L55 246V247L53 246L54 248L57 247L59 250H60V249L62 250L63 248H65L64 246H66V244H65V243L63 244L62 240L60 239V241H61V245H62L63 248H59V246H61V245H59V238L61 237L62 239H64V238H63L64 236H60V237H59L58 235L60 234V231L63 230V229L59 226L58 228H61L60 231L57 230V229H55V230H56V233H55L54 228H53V229H52ZM64 228H66V226H64ZM71 228H72V227H70L69 229H71ZM152 228H153V226H152ZM66 229H67V228H66ZM66 229H65V230H66ZM77 229H79V226H78ZM156 229H157V228H156ZM40 230H41V228H40ZM40 230L38 231L39 233H38L37 235H38V236L41 235V237H42L43 233L48 232V231H46V232L41 233V232L44 231V230H42L41 232H40ZM52 230H53V231H52ZM74 230H76V229L74 228ZM94 230H95V231H94ZM57 231H59V233H57ZM67 231H68V230H67ZM69 231H70V230H69ZM72 231H73V230H72ZM87 231H88V230H87ZM2 232H1V233H2ZM76 232H77V231H74V232H73V235H75V234L78 233V232H77V233H76ZM100 232H101V231H100ZM92 233H91V234H92ZM98 233H99V232H97V234H98ZM102 233H103V232H102ZM102 233H100L101 235H100V234L98 235L99 238H100V236H102ZM47 234H48V233H46V235H47ZM55 234H56V235H55ZM68 234H69V233H67V237H68ZM71 234H72V233H71ZM46 235H44L43 237H45ZM50 235H49V236H50ZM53 235H54V237H56V240H55V238L53 237ZM62 235H63V234H62ZM69 235H70V234H69ZM89 235H90V234H89ZM93 235H90L91 237H89V240H87L88 238L85 239V240H86V241H89L90 243H91L92 241H93V242L96 241L97 244H94L95 242L92 243V244H89V242H87V243L89 244V245H88L87 243H85V240H84V239H83L84 241L81 240L83 237H82L81 239H79V240H80L81 242H83V244H87L88 247L91 246V247H92V248H91V251H92V249H94V248H95V250H97V251L102 250V249H100V250H98V249L101 248V247H99V246L106 245V242H107V241L105 242V239H104L105 237H102L104 241L100 238L101 240H100V242H99V238L97 237V235H96V237H97L98 239H96V237H95V240H93V239H94V238L92 237ZM104 235H105V234L103 233V236H104ZM38 236H37V237H38ZM105 236H106V235H105ZM213 236L215 237V235H213ZM0 237H1V236H0ZM39 237H40V236H39ZM39 237H38V238H39ZM51 237H50V238H47V239L44 238V239H45V240H48V242H49V240H51ZM72 237H73V236H72ZM72 237H71V238H72ZM152 237H153V236H152ZM154 237H156V236H154ZM154 237L151 238V242L153 241ZM216 237H217V236H216ZM216 237H215V238H216ZM2 238H0V239H2ZM18 238H17V239H18ZM84 238H85V237H84ZM92 238H93V239H92ZM14 239H15V240H14ZM25 239H26V237H25ZM41 239H42V241H43V238H41ZM76 239H77V238H76ZM90 239H91V240H90ZM106 239H107V238H106ZM156 239H157V237H156ZM156 239H155V240H156ZM158 239H159V238H158ZM213 239H214V238H213ZM216 239H217V238H216ZM68 240H69V239H68ZM68 240H67V241H68ZM79 240H77V243H79ZM107 240H108V239H107ZM149 240H150V239H148V241H149ZM155 240H154V241H155ZM218 240H219V239H218ZM218 240H216V241H218ZM10 241H9V242H10ZM42 241H40L41 244L44 243V242H42ZM102 241H103V242H102ZM148 241H145L144 244H146V242H147V244H148V243H149ZM159 241H160V239H159ZM1 242H2V241L0 240V244H1ZM7 242H8V241H6V243H7ZM9 242H8V243H9ZM50 242H51V241H50ZM50 242H49V244H48L47 241H46V244H44V245H47V244H48V245H51ZM68 242H69V241H68ZM68 242H67V243H68ZM70 242H72V241L70 240ZM151 242H150V244H149L148 247H147V245H146V248H147V250H148V252H149L150 249H151V248H149V247H152L150 253H152V250H153V252H154V256H153L152 254L149 255L150 253H149V254H148V253H145L146 250L143 251L144 249H146V248H144V246H143L144 244H143V245H141V244L138 245L139 248L137 247V250L139 249L140 251L144 252V255L147 254V255H149V256H153L154 259H155V257H158V256H155V255H156V254H159V255H160V254L163 252V247H166V246H164L165 244H164V245L160 244V243H163L162 241L159 243V242L156 240L155 242H156V244H157V242L159 243V244H158V245H160L159 247H162V246H163V247H162V250H161V248L159 249V247H158V251H157V249H155V247L157 248L158 245L155 246V245H153V244H155V242H153L152 244H151ZM6 243H4V244L6 245ZM51 243H52V242H51ZM77 243H76V244H77ZM100 243H102V244H100ZM228 243H230V242H228ZM70 244H72V243H69V245H70ZM80 244H81V243H80ZM83 244H82V245H83ZM99 244H100V245H99ZM107 244H108V243H107ZM217 244H218L219 247H218V246H215V247H217V249L220 248V250H221V248H222V243H221V241L219 240V241L217 242ZM219 244H221V246H220ZM230 244L234 245L233 243H230ZM230 244H229V246H232V245H230ZM2 245H3V243L1 244L0 247L5 246V245H3V246H2ZM7 245H8V246H7ZM7 245H6V246H7L6 248H8V250H7V249H6V250H7V254H8L9 250H12V249H11V248H12V247H11L12 245H11V246H10L9 244H7ZM52 245H51V246H52ZM57 245H58V246H57ZM63 245H64V246H63ZM77 245H78V244H77ZM93 245H96V246L94 247ZM98 245H99V246H98ZM161 245H162V246H161ZM15 246H16V247H15ZM67 246H68V245H67ZM71 246H72V245H70L69 247L71 248ZM75 246H76V245H75ZM85 246H86V245H85ZM85 246L83 245V246H81V247H82V248H86L87 246H86V247H85ZM97 246H98V247H97ZM106 246H107V245H106ZM130 246H131V245H130ZM224 246H225V247H226V246L229 247V246L226 245V244H225ZM9 247H11V248L9 249ZM93 247H94V248H93ZM96 247H97V248H96ZM103 247H104V246H102V248H103ZM135 247H136V246H135ZM141 247H143L144 249H142ZM212 247H213V246H212ZM233 247L235 248V246H233ZM3 248H4V247H3ZM104 248H105V247H104ZM130 248H131V247H130ZM140 248H141V249H140ZM17 249H16V250H17ZM21 249H22V250H21ZM28 249H29V247H28ZM28 249H26V251L24 252L25 254H26V252H30V250H28ZM58 249H56V252H58ZM86 249H87V248H86ZM88 249H89V248H88ZM210 249H211V248H210ZM226 249H227V248H226ZM226 249H225V251H226ZM3 250H4V249H3ZM3 250H2V249L0 250V251H1L0 254H3V252H2ZM6 250H5L4 252H6ZM65 250H66V249H65ZM124 250H125V249H124ZM154 250H156L157 253H156ZM159 250H160V251H159ZM220 250H219V252H221ZM232 250H233V249H232ZM17 251H18V250H17ZM84 251H85V249H84ZM93 251H94V250H93ZM121 251H122V250H121ZM121 251H120V252H121ZM223 251H224V249H223ZM223 251H222V253H223ZM225 251H224V252H225ZM233 251H235V250H233ZM236 251H237V250H236ZM54 252H55V250H54ZM54 252H53V254H54ZM56 252H55V253H56ZM62 252H63V251H62ZM120 252H119V253H120ZM146 252H147V251H146ZM158 252H159V253H158ZM160 252H161V253H160ZM219 252L217 251L216 255H218V257L220 258L219 254H218ZM30 253H31V252H30ZM59 253H60V251H59ZM88 253H89V252H88ZM163 253H164V252H163ZM165 253H166V252H165ZM207 253H208V252H207ZM207 253H205L204 255H206ZM212 253H213V251H212ZM13 254H14V253H13ZM28 254H29V253H28ZM28 254H26V256H27ZM56 254H58V253H56ZM62 254H63V253H62ZM62 254H61V255H62ZM89 254H90V253H89ZM92 254H93V253H92ZM122 254H123V253H122ZM223 254L225 255L226 252L223 253ZM5 255H6V254H5ZM8 255H11V254H8ZM29 255L31 256L32 253L29 254ZM29 255H28V256H29ZM38 255L41 257L42 253H41V255H40V252H39ZM59 255H60V254H59ZM119 255H121V254H119ZM131 255H132V254H131ZM138 255L140 256V255H142V254H138ZM147 255L144 256V258H145L146 261L149 259V257H147ZM216 255H215V256H216ZM220 255L223 256V258H222V257L220 258V261H221V262H224V261H222V260L224 259V257H225L226 255H225V256L222 255V254H220ZM259 255H262V253H260ZM1 256H2V255H1ZM6 256H7V255H6ZM14 256H16V261H13V260L11 259V264H24V262H25V264H26V260H25V259L23 260V257H21L22 255L19 256V257H20L19 260H18V257H17L18 254H16V255L14 254V255H13V258H14ZM36 256H37V255H36ZM45 256H46V258H44L45 260L42 259L44 256H42L41 260L46 261L47 259H49L50 256H52V254H50L49 257H47L48 255H45ZM53 256H55V255H53ZM72 256H73V255H72ZM128 256H129V255H128ZM139 256H137V258H138ZM142 256H143V255H142ZM165 256H166V255H165ZM207 256H208V255H206V258H207ZM215 256H214V258H213V256H212L211 259H214V260L217 259V256H216V257H215ZM3 257H4V255H3ZM11 257H12V256H11ZM33 257H34V256H32L31 259H33ZM60 257H61V256H60ZM130 257H131V256H130ZM194 257H195V256L192 257V254H191V255L189 256V259L193 258V259L195 260ZM74 258H75V257H74ZM144 258H143V259H144ZM146 258H147V259H146ZM150 258H152V257H150ZM160 258H162V255L160 256ZM163 258H164V257H163ZM163 258H162V261H163ZM208 258H210V256H209ZM262 258H264V255L262 256ZM6 259H7V257H6ZM8 259L10 260V257H9ZM8 259H7V261H8ZM14 259H15V258H14ZM20 259L23 260V262H22ZM34 259H35V257H34ZM34 259H33V260H34ZM52 259H54V258L52 257ZM120 259H121V258H119L118 261H119ZM129 259H130V258H129ZM141 259H142V257L140 256L139 260H141ZM152 259H153V258H152ZM152 259H149V261H152ZM154 259H153V260H154ZM193 259H191V260L194 262ZM221 259H222V260H221ZM27 260H28V258H27ZM29 260H30V259H29ZM29 260H28V261H29ZM41 260H40V258H38V259H36V261L34 260V262H37V261H38V263L40 264V263H41ZM74 260H75V259H74ZM139 260L137 259V261H139ZM156 260H157V258H156ZM158 260L160 261L161 259H159V257H158ZM198 260H199V259H198ZM31 261H32V260H30V262H31ZM44 261H42V262H43L42 264H46V262H44ZM52 261L54 262L55 260H52ZM62 261L66 262V260H60V261H58V262H62ZM72 261H73V259H72ZM72 261H71V264H72ZM137 261H136V264H142V262H143V261H141V262L139 261V262H140V263H139V262H137ZM146 261H145L144 264H147V263L149 262V261H148V262H146ZM154 261H155V260H154ZM195 261H196V262H194L195 264H196V263H200L199 261L197 262V260H195ZM1 262H2V259H1ZM53 262L50 261V263H52V264H53ZM64 262H63V263H64ZM119 262H120V261H119ZM121 262H122V259H121ZM121 262H120L119 264H123V263H121ZM123 262H124V261H123ZM152 262H153V261H152ZM152 262H151V263H148V264H153ZM3 263H4V261H3ZM3 263H2V264H3ZM48 263H49V262H48ZM50 263H49V264H50ZM55 263H56V262H55ZM74 263H76V262L73 261V264H74ZM158 263H159V262H158ZM5 264H7L6 261H5ZM8 264H10V262H9ZM27 264H28V262H27ZM57 264H58V263H57ZM60 264H62V263H60ZM64 264H65V263H64ZM76 264H77V263H76ZM154 264H157V262H156V263L154 262Z\"/></svg>", "mask_w": 264, "mask_h": 264}]
</instances>
